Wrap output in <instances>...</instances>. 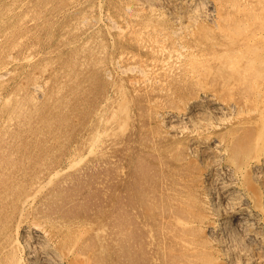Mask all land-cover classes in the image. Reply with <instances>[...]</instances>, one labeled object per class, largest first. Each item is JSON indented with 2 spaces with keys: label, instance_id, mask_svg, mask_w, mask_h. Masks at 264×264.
<instances>
[{
  "label": "rangeland",
  "instance_id": "obj_1",
  "mask_svg": "<svg viewBox=\"0 0 264 264\" xmlns=\"http://www.w3.org/2000/svg\"><path fill=\"white\" fill-rule=\"evenodd\" d=\"M28 1H30L31 4L34 7L32 5H30V2H28ZM43 1L42 0L41 1L40 0H37V1L36 0H27V1L25 0V2H24V0H14V1L13 0H6L4 2V0H0V3H1L0 4V16H1L0 17V27L2 26V28H0V30H1L0 31V33H1V35H0V82H1L0 83V94H1L0 95L1 96L0 97V110H1L0 111V116H1L0 117L1 118L0 119V125H1L0 126V129H1L0 130V133H1L0 134V190H1L0 194L2 192H4V193H2L3 196L2 195L0 196V207H1L0 210H3V211H0V225H2V226H0V229L3 228L2 229L3 231L2 230L0 231V232H2V233H0V247H2V248H0V259H1L0 263L1 264H30V261L27 259L28 254L26 253L24 248L22 246H20V247L16 246L14 242H15L17 237L21 238L20 236H22V230L24 228L25 229H29L28 227H31L32 225H35L37 223V221L39 220L38 221L39 223H37V225L42 227V225H46L47 224L46 226H43V228L48 226L45 229L48 232V237H49L48 242H49V244L52 245V246L50 245L51 248L53 250L55 249L56 251L58 250L60 255H61V257H62L63 255L66 254V251L70 247L73 246L74 247L73 251H76V253L79 254V263L80 264H120V263L121 264H138V263L139 264H156V263L157 264H186V263L187 264H194V262H192V260H188L186 262L187 254H188L189 251L185 250V248L181 244L182 241L179 239V236L182 233L183 229H181V226L178 225V218H181L182 216L183 217L188 216L187 212H188V209H190V208L191 209H195V210L198 209V210H200V212L202 210L200 207H198V206H200V203H201V200H200L201 199V195H200V191H199L200 190V175L199 174L201 173L202 165L200 164V161L196 158V156L195 157L192 156V154H191V152H190V150L188 148V144H189L190 139H191V135L188 132H189V130L191 128H194L193 127L194 125L198 126V123L195 122V123H192L193 125H191V124H188L186 121L180 119V120L176 121L177 124L175 122L172 124L171 122L168 121L167 117H168V115H172L173 113H175V114L184 113L185 111H187L189 109V105L193 101V102H195V104L199 105L201 103L203 105V106H200L201 104L199 106L197 105L198 109L200 108L199 110H200L201 114L199 112V114H197L198 116L196 115V117H198V118H203V117L204 118L205 117L208 118L205 122L202 121L201 124H203V127H201L199 129V132L201 133V134L200 133L199 134L202 135L203 137H208V135H211V136L214 135L215 138L218 136L217 138L221 139V136H222V138L223 137L225 138V137H228V136L229 137L233 136L234 140L238 139L242 143L243 142H248L250 139L255 137L256 127L259 124V121L256 119L257 118V114L255 113V110H257V108H259L258 106H260V109L263 108V105H264L263 102H261V101L257 102L258 101L257 100L258 97L260 95H262V94L264 95V86H263L264 85L263 84L264 83V74H263L264 73V67H262V66H264L263 65V63H264V59L263 58L264 57H262V56H264V51H263L264 50V47H263L264 46V40H263V38L261 39V37L257 36V35L260 34V32L262 30H264V23H261V22H264V6H263L264 5V1L263 0H258L256 2V0L255 1L254 0H240V1H237V0L236 1L235 0H233V1L232 0H221L220 1L219 0L220 1L219 2L218 0H207V1L203 0V1H205V2H203L202 0H193V1L192 0H182V1L181 0L180 1L179 0H160V1L157 0V3H159V4H157L156 0H154L155 2H154L153 5H152L153 0H152V2H151V0H147V3H144V4H143V0H137V2H136V0H131V1L129 0L130 3H129L128 0H117V2L115 0L114 1L110 0V2H108L109 0H70V1L69 0H64V1L63 0H46V1L43 0ZM119 1L120 2L124 1V2L121 4ZM134 1H135V3H134ZM114 2H115V4H114ZM138 2L140 4L141 3L142 4L138 5L139 4ZM179 2H181L183 4H181ZM197 2H200V3H198L199 5L197 4ZM201 2H203V4ZM232 2H233V4H232ZM5 3H6V5H5ZM8 3L10 4V6H9ZM38 3H40V4H38ZM167 3H168V5H167ZM176 3H178V4H176ZM195 3H196L197 6L194 5ZM211 3H213V4L211 5ZM235 3H236V6H235ZM44 4H45V6H44ZM145 4H146V6H145ZM147 4H149V5H147ZM174 4H176V5H174ZM200 4H201L202 7L200 6ZM205 4H206V6H203ZM216 4H217V6H216ZM95 5H96V7H95ZM181 5H183V6H181ZM231 5H232V7H231ZM4 6H5V8H4ZM90 6L91 7L93 6L92 9H91ZM162 6H164V8ZM8 7H10V8L8 9ZM142 7L144 8L143 11H142ZM180 7L182 9H180ZM206 7H207L208 10L206 9ZM149 8H151V9H149ZM191 8H192V10H191ZM25 9H26V11H25ZM136 9H138V10H136ZM171 9H172V11H170ZM237 9H239V10H237ZM19 10H20V12H19ZM62 10L64 12H62ZM89 10L91 12H89ZM152 10H153V12H152ZM154 10H156V11H154ZM160 10L162 11V13H161ZM1 11H3V12H1ZM140 11H142V12L140 13ZM41 12H42V14H41ZM146 12L147 13L149 12L150 14L149 13L147 14ZM217 12H218L219 15L217 14ZM239 12H241V13H239ZM74 13H75V15H74ZM89 13L90 14L93 13V14L90 15ZM166 13H167V15H166ZM251 13H252V15H251ZM23 14L24 15L26 14V15L23 16ZM39 14H41V15H39ZM140 14H141V16H140ZM142 14H144V15H142ZM172 14H174V15H172ZM191 14H192V16H191ZM194 14L197 15L196 16V18L198 17L197 19L195 18V16H193ZM200 14H202V15L200 16ZM260 14H261V16H260ZM8 15L9 16L11 15V16L9 17ZM84 15H86V16H84ZM96 15H97V17H96ZM105 15H107V16H105ZM156 15L159 16V17L161 15H163V16H161L160 18H157ZM255 15H256V18H255ZM21 16H22V18H21ZM47 16H48V18H47ZM114 16H116V17H114ZM130 16H131V18H130ZM183 16H185V18ZM187 16H188V19H187ZM206 16H207V18H206ZM230 16L233 17L234 20ZM12 17H13V19H12ZM79 17H81V18H79ZM107 17L109 19H106ZM148 17H150V18H148ZM166 17L167 18L169 17V18L167 19ZM174 17H175V19H174ZM189 17H191V18H189ZM235 17H237V18H235ZM243 17H245V18H243ZM5 18L6 19L8 18V19L6 20ZM18 18H19V20H18ZM33 18H35V19L32 20ZM49 18L51 19V21H50ZM68 18H70V19H68ZM78 18L80 19V21L78 20ZM152 18H153V20H152ZM216 18H217V20L219 22L216 20ZM73 19H74V21H72ZM111 19L114 20L115 23L112 22ZM132 20H133V22H132ZM155 20H156V22H155ZM179 20H180V22H179ZM199 20H201V21H199ZM1 21H2V23H1ZM5 21H7V22H5ZM34 21H35V23H34ZM145 21H146V23H145ZM148 21H150L151 24ZM159 21H160V23H159ZM208 21H209V24H208ZM50 22H52V23H50ZM71 22H73V23H71ZM140 22H142V23H140ZM185 22H187V23H185ZM36 23H37L38 26H40V28L36 25ZM42 23H43V25H42ZM74 23H75V25H74ZM80 23L84 27L82 25H79ZM106 23H107V25H106ZM136 23H137V25H136ZM217 23H218V25H217ZM86 24H87V26H86ZM92 24H94V25H92ZM100 24H102V26ZM110 24L112 25V27H110ZM153 24L154 25L156 24V25L154 26ZM148 25H149V27H148ZM161 25L163 27H161ZM251 25L253 27H251ZM12 26H13V28H12ZM30 26H32L33 28L30 27ZM181 26H183V27H181ZM42 27H43V29H42ZM203 27H205V28H203ZM80 28H81V31H80ZM158 28L159 29L161 28V29L159 30ZM176 28H178V29H176ZM12 29H13V31H11ZM22 29L25 32V34L22 31ZM76 29H79V31L76 30ZM180 29L182 31L183 30L184 31L182 32ZM9 30L11 32H13V33H11ZM29 30H30V32H29ZM36 30H37V32H36ZM84 30H86V31H84ZM96 30H97V32H96ZM152 30L155 31V33ZM164 30H165V33H164ZM242 30H243V32H242ZM3 31L5 33H3ZM252 31H254V32H252ZM89 32L91 34H89ZM100 32H101V34H100ZM175 32H177V33H175ZM74 33H76V34H74ZM249 33H250V35H249ZM62 34L67 35V36L65 37ZM126 34H128V35H126ZM177 34H179V35H177ZM239 34L242 35V36H240ZM112 35H113V38H112ZM148 35H150V37ZM185 35H186V37H185ZM138 37H140V39H138ZM180 37L181 38L183 37V38L180 39ZM224 37H226V39L228 41ZM242 37L244 38V41H243ZM3 38H4V40H2ZM25 38H27V39H25ZM128 38H130V39H128ZM132 38L134 39V41L131 40ZM222 38L224 39V41H223ZM71 39H72V41H69ZM150 39H152V40H150ZM165 39H167V40H165ZM171 39H173V41ZM193 39H194V43H193ZM235 39H237V40H235ZM10 40H12V41H10ZM158 40H159V43H158ZM220 40H222V41H220ZM251 40H252V44H250V45L247 44V42L251 43ZM18 41H19V45H18V43H16ZM76 41H78V42H76ZM106 41H108V42H106ZM259 41H261V42H259ZM21 42H23V43H21ZM48 42H50V43H48ZM116 42H117V44H116ZM138 42H140V43H138ZM175 42H176V44H175ZM103 43H104V45H103ZM111 43L113 45H111ZM161 43H163L162 44L163 47L161 46ZM254 43L257 44V46ZM14 44H16V45H14ZM51 44H53V45H51ZM170 44H171V46H170ZM85 45H87V46H85ZM106 45H108V46H106ZM251 45H254V46H251ZM45 46H46V48H44ZM49 46H50L51 49L49 48ZM180 46H181V48H180ZM183 46H184V48H183ZM190 46L193 49H190L191 48ZM238 46L241 47V48H239ZM247 46H249L250 49H249V47H248V49H246ZM18 47H21V48H18ZM242 47H244V48H242ZM205 48H206V50H205ZM256 48H258L257 50H258L259 54H257V50H255ZM12 49H14L13 52H12ZM97 49H100V51L97 50ZM132 50H133L134 53L132 52ZM165 50H167V51H165ZM192 50H193V52H192ZM202 50H203V53H202ZM232 50L233 51L235 50L234 53H233ZM250 50L251 51L254 50L255 52L254 51L251 52ZM20 51H22V52H20ZM108 51H109V53H107ZM229 51L231 53H227L226 54V52H229ZM29 52H31L32 54L29 53ZM39 52H40V54H39ZM52 52H53V54H52ZM55 52H58V53H55ZM138 52H139V54H137ZM151 52H152V54H151ZM153 52H155V54ZM159 52H160V54H159ZM169 52H171V53H169ZM166 53L168 54V57L166 56ZM182 53H183V55H182ZM208 53H210L209 54L210 56L208 55ZM254 53H255V55H254ZM98 54H100V55H98ZM134 54H135V56H134ZM201 54H203V55H201ZM103 55H104L105 58L103 57ZM138 55H139V57H137ZM142 55L144 56L143 58H142ZM245 55H246V57H245ZM251 55H252V57L250 58ZM90 56H92V57H90ZM113 56H114V59H113ZM253 56H256L255 59H254ZM14 57H15V59H14ZM31 57H33V58H31ZM65 57H68V58H65ZM118 57H120V58H118ZM128 58H129V60H128ZM232 58H234L235 61ZM246 58H247V60H246ZM260 58L263 59V61H261ZM17 59L18 60L20 59V60L17 61ZM104 59H106V60H104ZM138 59H140V60H138ZM196 59H198V60H196ZM253 59H254V61H253ZM29 60H31V61H29ZM38 60H40V61L38 62ZM143 60H144V62H143ZM159 60L160 61L162 60V61L160 62ZM258 60H260L259 63L262 66L258 63ZM155 61H157V62H155ZM243 61L246 62V64L243 63ZM23 62H25V64ZM138 62H140L141 64L138 63ZM221 62H222V64H221ZM225 62H227L228 64L225 63ZM249 62H251V65H254V66H251ZM16 63L18 65H16ZM122 63H123V65H122ZM129 63H131V64H129ZM242 63L245 64V65H243ZM248 63H249V65H248ZM257 63L260 66H257L256 65ZM13 64H14V66H13ZM58 64H59V66H57ZM132 64H133V66H130V67L131 68L133 67V69H131L129 67V65H132ZM210 64H211V66H210ZM160 65H161V67H159ZM200 65H202V66H200ZM247 65H248V67H247ZM148 66H151V67H148ZM203 66H205V68L207 69L208 72L205 70V68ZM206 66H208V67H206ZM227 66L228 67L230 66V67L228 68ZM256 66L258 68H255ZM122 67H124V68H122ZM13 68H14V70H13ZM231 68H233V69H231ZM241 69H242V71H241ZM256 69H259V70H256ZM261 69H262V71H260ZM234 70L235 71L236 70H240L241 73H240V71L233 72ZM16 71H17V73H16ZM100 71H102V72H100ZM186 71H188V72H186ZM189 71H190V73H189ZM201 71L203 73H201ZM204 71H205V74H207L208 76L207 75H205L206 77L204 76ZM219 71L221 73H219ZM256 71H258L257 73H261L262 78L260 77L261 75H259V74L257 76ZM35 72H37L36 76H35ZM94 72H95V74H93ZM222 72L223 73L225 72V73L222 74ZM12 73H14V74H12ZM43 73H46V74H43ZM32 74L35 77H32L33 76ZM61 74H62V77H61ZM134 74H135V76H134ZM144 74L147 75V78H148V79L146 78L147 81H146V79H144V78L142 79V77H141ZM154 74H155V76H154ZM168 74L171 75V76H169ZM91 75H92V77H91ZM223 75H224V77H223ZM246 75H248V76L246 77ZM129 76H131V77H129ZM133 76H134V78H133ZM250 76H251V78H250ZM51 77H52V79H51ZM244 77L246 78V81H245ZM255 77L256 78L258 77V78L256 79ZM54 78H56V79H54ZM188 78H190V79H188ZM205 79H206V81H205ZM228 80H229V82H228ZM241 80H242V82H241ZM250 80H252V81H250ZM2 81L3 82L5 81V82L3 83ZM81 81H82V83H81ZM83 81H85V83ZM129 81H131V82H129ZM248 81H249V83H248ZM204 82H205V84H204ZM222 82L224 83L223 85H222ZM227 82H228V84H225ZM238 82H240V83H238ZM18 83H20L21 85H18ZM35 83H36V85L40 86V91L39 92L33 90L34 86H35ZM105 83H108V85L105 84ZM135 84H136V86H134ZM147 84L149 85V87H148ZM244 84L245 85L247 84L246 87H245ZM71 85H73V86L71 87ZM202 85H203L204 88L202 87ZM207 85H208V87H207ZM234 85H236V86L238 85V87H236V86L233 87ZM53 87H55V88H53ZM81 87H82L83 90L81 89ZM124 87H125V89H124ZM244 87H245V90H244ZM17 88H18L19 91L17 90ZM52 88H53V90H52ZM55 90H57V91H55ZM131 90H132V92H131ZM152 90H154V91H152ZM239 90H241V91H239ZM242 90H243V92H242ZM15 91H16V93H15ZM52 91H54V92H52ZM115 91H117L118 93L115 92ZM201 91H202V93L204 92V96L201 93ZM216 91H218L219 93H217ZM233 91H235V92L233 93ZM49 92H51V93H49ZM223 92H224V94H223ZM230 92H231V94H230ZM261 92H262V94H261ZM18 93H20V94H18ZM167 93H168V95H167ZM191 93H193V94H191ZM239 93H241V94H239ZM10 94H11V96H10ZM15 94H17V96ZM199 94H201V95H199ZM251 94H253V95H251ZM45 95H46V97H45ZM198 95H199L200 98L198 97ZM26 96H27V99H26ZM29 96H31V97H29ZM220 96L221 97L223 96V97L221 98ZM245 96H246V98H245ZM115 97H116V99H115ZM171 97H172V99H171ZM250 97H251V99H250ZM253 97H255V99ZM12 98H13V100H12ZM46 98L48 100H46ZM230 98H232L233 100L230 99ZM42 99L44 100V102H43ZM55 99H56V101H55ZM94 99H96V101ZM210 99L212 101H215V102L223 103L225 105V107H227V109L224 107L225 112L227 111L229 114H230V112H232L233 115H235L234 119L232 121H229V122L228 121H224L223 122V120L221 122V120L211 117V115L209 114V101H210ZM16 100H17V102H16ZM90 100H92V101H90ZM184 100L186 101V103H185ZM227 100H230V101L227 102ZM196 101H197V103H196ZM236 101H237V103H236ZM58 102H59V104H58ZM93 102H95V103H93ZM178 102H179V105L178 104L176 105V103H178ZM55 103L57 104V106H56ZM242 103H244V104H242ZM253 103H254V105H253ZM107 105H109V106H107ZM128 105H130V106H128ZM232 105L233 106L236 105L235 107L232 108L234 111L228 110V108L232 107ZM238 105H240L241 107L238 106ZM50 106H51V108H50ZM79 106H80V108H79ZM248 106H249V108H248ZM256 106H257V108H256ZM252 107H254V108H252ZM45 108H46V110H45ZM41 109H42V111H41ZM101 111H103V112H101ZM144 111H145V113H144ZM146 111H147V114H146ZM151 111H152V113H151ZM236 111H238V112H236ZM240 111H242V112H240ZM120 112H122V113H120ZM131 112H133V113H131ZM234 112H236V114H240V115L238 117H236V114ZM244 112H246V113H244ZM248 112H251L250 115L252 117H249V115H247ZM7 113L8 114L10 113V114L6 115ZM42 113H43V115H42ZM208 114L210 115L209 117H208ZM86 115L89 116V117H87ZM166 115H167V117H166ZM40 118H42V119H40ZM142 118H143V120H142ZM209 118H211L213 120L211 121ZM227 118H228V116H227ZM238 118H242L244 120H242V122H238L239 121ZM251 118H252V120H251ZM162 119H164V120H162ZM47 120H49V121H47ZM245 120H246V122H244ZM20 121H21V123H20ZM162 121H163V123H162ZM208 121H211L210 123H213V128L211 130L212 133L210 132V133L207 134V132L209 130H205L204 131L202 128H205L204 124H206ZM48 122L49 123L51 122V123L49 124ZM236 122H237V125H236ZM243 122L246 123V124H244ZM32 123H34L35 125L32 124ZM238 123H239V125H238ZM45 124H46V126H45ZM162 124H164V125H162ZM185 124L187 126H189V127L187 128V126ZM207 124L209 125V122ZM154 125H156V126H154ZM172 126H174V127H172ZM182 126L184 127V129H185V126H186V129L184 130ZM240 126H242V127H240ZM128 127H129V129H128ZM30 128L33 129V130L31 131ZM170 128L171 129L175 128L173 130V132H175V135L172 134L173 132H172V130ZM179 128L181 130L180 133L182 135L178 133L179 132ZM239 128H240V130H239ZM25 129H26V131H25ZM47 129H48V131H47ZM62 129H64V130H62ZM21 130H22V132H21ZM2 131H3V133H2ZM4 131H6V132H4ZM9 131H10V133H9ZM164 131H165V133H164ZM233 131H234L235 134L233 133ZM11 132H12V134H11ZM216 132H217V134H216ZM27 133H28V135H27ZM176 133H178L179 135L176 134ZM236 133H237L238 137H236ZM53 134H56V135H54V137H53ZM168 135H170V136H168ZM7 136H8V138H7ZM24 137H25V140H24ZM99 137H101V138H99ZM93 141H94V143H93ZM39 142H41V143H39ZM137 142H138V144H137ZM179 143H180V145L181 144L182 145L180 146ZM25 144H27V145H25ZM125 144H126V146H125ZM183 144H184V146H183ZM41 145H42V147H41ZM164 146H166V147H164ZM80 147H81V149H80ZM160 147L163 150V152L160 149ZM176 147H178V148H176ZM117 148H118V150H117ZM8 149H9V151H8ZM17 149H18V151H17ZM165 149H167V150H165ZM168 149L169 150L171 149V150L169 151ZM122 150H123V152H122ZM164 150H165V152H164ZM181 150L184 151L185 153L182 152ZM26 151H27V153H26ZM68 151H69V153H68ZM89 151H90V153H89ZM175 152H177V153H175ZM174 153H175V155H174ZM18 155H19V157H18ZM26 155H27V157H26ZM156 155L158 156V158H157ZM190 156H192V157H190ZM53 157H55V158H53ZM106 157H109V158H106ZM122 157H124V158H122ZM19 158H21V159H19ZM166 159H168V160H166ZM20 160H21V162H20ZM22 162H24L23 165H22ZM85 162H86L87 165L84 164ZM7 163H9V164L7 165ZM25 165H27V166H25ZM73 165H74V167H73ZM5 166H6V168H5ZM22 166H24V167H22ZM188 166H190V167H188ZM195 167H196V170H194ZM192 168H194V169H192ZM29 171H30V173H29ZM12 172H14V173H12ZM63 172H64V174H63ZM192 172H194V173H192ZM168 173H170L169 176H168ZM35 174H36L37 178L35 177ZM70 174H71V176H69ZM14 175H16V176H14ZM186 175H188V176H186ZM31 176H34V177H31ZM52 176L53 177L55 176V179ZM105 176H107V177H105ZM181 176H182V178H181ZM46 177H47V179H46ZM187 177H188V179H187ZM27 178H29V179H27ZM179 178H180V180H179ZM60 180H61V182H60ZM37 181H38L39 184L42 182L40 184V186L37 183ZM111 181L113 182V184H112ZM3 182H4V184H3ZM86 182H88V183H86ZM151 182H152V184H151ZM75 183H76V185H75ZM5 184L6 185L8 184V187ZM44 184H45V186H44ZM162 184H164V186ZM96 185H97V187H95ZM192 187H193V189H192ZM172 188H173L174 191H172ZM3 189H5L6 192ZM26 191L29 192V193H27ZM185 191L187 193H185ZM23 192H25L27 195L25 193H23ZM96 192H98V194L100 196ZM121 193H123V194H121ZM140 193L143 194V195H141ZM29 194H31V195H29ZM94 194H95V196H94ZM34 195H36V196H34ZM22 196H24V197H22ZM98 196H99V198H98ZM87 197L91 198V199L89 200ZM18 198H19V200H18ZM26 198H28V199H26ZM2 200H3V202H2ZM21 200H22V202H21ZM39 200H41V201H39ZM104 200H105V202H104ZM176 200H178V201H176ZM12 201H13V203H12ZM24 201H25V203H24ZM95 201L96 202L98 201V202L96 203ZM84 202H85V205H84ZM88 202H90V203H88ZM70 203H71V205H70ZM107 203H109V204H107ZM96 204H97V206H95ZM82 205L84 206V209H83ZM5 206H6V208H5ZM21 207H22V209H21ZM93 207H94V210H93ZM114 207H116V208H114ZM150 207H151V209H150ZM97 208H99V210ZM79 209H81V210H79ZM85 209L88 210V211H86ZM84 210H85V212H84ZM186 210H187V212H186ZM118 211H119V213H118ZM153 213H155V215ZM175 213H177V214H175ZM100 214H102V215H100ZM177 215H179V216H177ZM1 217L4 218V219L2 220ZM45 218H47L48 221ZM33 220H34V222H32ZM35 220H36V222H35ZM72 222L75 223V224H73ZM128 223H130V224H128ZM12 224H14V225H12ZM80 225H82V226H80ZM94 225L96 227H94ZM135 226H137V227L135 228ZM166 227H167V229H166ZM177 228H178L179 231L176 230ZM53 229H54V231H52ZM77 229H78L79 232L77 231ZM18 230H19L20 233L18 232ZM61 231H62V233H61ZM54 232H55L56 236L54 235ZM178 232H179V234H178ZM63 234H65L66 237ZM160 234H162L163 236L160 235ZM81 235H82V237H81ZM9 236H10V238H9ZM58 236H59V239H58ZM138 236H140V237H138ZM4 237H5V239H4ZM13 237H14V239H13ZM78 237H80V238H78ZM72 238H74V240ZM54 240H56V241H54ZM139 241H141V242H139ZM62 243L65 245V247H64V245ZM56 247H58V248H56ZM168 247L171 249V252H169V250H168L169 248ZM63 248H64V250H63ZM174 249H176V250H174ZM171 254L174 257V260H173L174 263H173V261L168 260V257ZM20 257L23 258L22 261H20L21 260ZM66 259L67 258H65V257L63 258V260H62L63 263H60V262H57V261H55V263L56 264H68V260H66ZM85 259H86V261H85ZM108 260H110V261H108ZM87 261H89V262H87Z\"/></svg>",
  "mask_w": 264,
  "mask_h": 264
},
{
  "label": "bare ground",
  "instance_id": "obj_2",
  "mask_svg": "<svg viewBox=\"0 0 264 264\" xmlns=\"http://www.w3.org/2000/svg\"><path fill=\"white\" fill-rule=\"evenodd\" d=\"M6 0H4V2H5ZM14 1V0H13ZM27 1V0H26ZM37 1V0H36ZM41 1V0H40ZM43 1V0H42ZM46 1V0H45ZM64 1V0H63ZM70 1V0H69ZM114 1V0H113ZM116 2H117V0H115ZM129 1V0H128ZM131 1V0H130ZM130 1H129V3H130ZM160 1V0H159ZM180 1V0H179ZM182 1V0H181ZM193 1V0H192ZM203 1V0H202ZM207 1V0H206ZM219 1V0H218ZM221 1V0H220ZM219 1V2H220ZM233 1V0H232ZM236 1V0H235ZM234 1V2H235ZM237 1H240V0H237ZM255 1V0H254ZM258 0H256V2H257ZM264 1V0H263ZM24 2H25V0H24ZM28 2H30V1H28ZM34 2V1H33ZM32 2V3H33ZM44 2V1H43ZM59 2V1H58ZM61 2V1H60ZM91 2V1H90ZM106 2V1H105ZM108 2H110V0L108 1ZM120 2V1H119ZM118 2V3H119ZM124 2V1H123ZM123 2H120L121 4L123 3ZM136 2H137V0H136ZM151 2H152V0H151ZM154 0H153V3H152V5L154 4ZM163 2V1H162ZM186 2V1H185ZM203 2H205V1H203ZM203 2H201L202 4H203ZM217 2V1H216ZM223 2V1H222ZM227 2V1H226ZM3 3V2H2ZM27 3V2H26ZM94 3V2H93ZM96 3V2H95ZM107 3V2H106ZM112 3V2H111ZM117 3V4H118ZM134 3H135V1H134ZM133 3V4H134ZM139 3V2H138ZM137 3V4H138ZM144 3H147V0H143V4ZM149 3V2H148ZM156 3H157V0H156ZM172 3V2H171ZM179 3H181V2H179ZM187 3V2H186ZM198 3H200V2H197V4ZM208 3V2H207ZM215 3V2H214ZM218 3V2H217ZM241 3V2H240ZM1 4V3H0ZM9 4V3H8ZM21 4V3H20ZM34 4V3H33ZM36 4V3H35ZM38 4H40V3H38ZM46 4V3H45ZM45 4H44V6H45ZM79 4V3H78ZM114 4H115V2H114ZM116 4V5H117ZM126 4V3H125ZM136 4V5H137ZM142 4V3H141ZM140 3L138 4V5H141ZM151 4V3H150ZM157 4H159V3H157ZM170 4V3H169ZM176 4H178V3H176ZM176 4H174V5H176ZM181 4H183V3H181ZM213 3H211V5H212ZM231 4V3H230ZM232 4H233V2H232ZM247 4V3H246ZM260 4V3H259ZM5 5H6V3H5ZM30 5H32L31 4V2H30ZM29 5V6H30ZM108 5V4H107ZM119 5V4H118ZM135 5V6H136ZM137 5V6H138ZM147 5H149V4H147ZM165 5V4H164ZM167 5H168V3H167ZM166 5V6H167ZM171 5V4H170ZM173 5V4H172ZM187 5V4H186ZM194 5H196V3L194 4ZM199 5V4H198ZM220 5V4H219ZM218 5V6H219ZM226 5V4H225ZM245 5V4H244ZM252 5V4H251ZM255 5V4H254ZM253 5V6H254ZM9 6H10V4H9ZM33 6V5H32ZM40 6V5H39ZM48 6V5H47ZM46 6V7H47ZM52 6V5H51ZM56 6V5H55ZM60 6V5H59ZM76 6V5H75ZM109 6V5H108ZM113 6V5H112ZM127 6V5H126ZM134 6V5H133ZM136 6V7H137ZM145 6H146V4H145ZM181 6H183V5H181ZM189 6V5H188ZM197 6V5H196ZM200 6H201V4H200ZM203 6H206V4L205 5H203ZM208 6V5H207ZM210 6V5H209ZM216 6H217V4H216ZM235 6H236V3H235ZM234 6V7H235ZM249 6V5H248ZM261 6V5H260ZM264 6V5H263ZM7 7V6H6ZM34 7V6H33ZM42 7V6H41ZM45 7V8H46ZM91 7V6H90ZM89 7V8H90ZM93 7V6H92ZM92 7H91V9H92ZM95 7H96V5H95ZM99 7V6H98ZM105 7V6H104ZM115 7V6H114ZM121 7V6H120ZM150 7V6H149ZM154 7V6H153ZM156 7V6H155ZM163 8H164V6H162ZM202 7V6H201ZM200 7V8H201ZM227 7V6H226ZM231 7H232V5H231ZM256 7V6H255ZM4 8H5V6H4ZM10 7H8V9H9ZM32 8V7H31ZM71 8V7H70ZM88 8V9H89ZM107 8V7H106ZM139 8V7H138ZM152 8V7H151ZM151 8H149V9H151ZM176 8V7H175ZM174 8V9H175ZM179 8V7H178ZM190 8V7H189ZM193 8V7H192ZM192 8H191V10H192ZM237 8V7H236ZM38 9V8H37ZM44 9V8H43ZM62 9V8H61ZM84 9V8H83ZM94 9V8H93ZM96 9V8H95ZM143 7H142V11H143ZM153 9V8H152ZM180 9H182L181 7H180ZM206 9H207V7H206ZM222 9V8H221ZM228 9V8H227ZM226 9V10H227ZM252 9V8H251ZM2 10V9H1ZM46 10V9H45ZM87 10V9H86ZM119 10V9H118ZM136 10H138V9H136ZM165 10V9H164ZM163 10V11H164ZM204 10V9H203ZM208 10V9H207ZM233 10V9H232ZM237 10H239V9H237ZM255 10V9H254ZM25 11H26V9H25ZM42 11V10H41ZM73 11V10H72ZM94 11V10H93ZM97 11V10H96ZM108 11V10H107ZM110 11V10H109ZM133 11V10H132ZM142 11H140V13L142 12ZM145 11V10H144ZM154 11H156V10H154ZM161 11V10H160ZM170 11H172V9L170 10ZM229 11V10H228ZM251 11V10H250ZM1 12H3V11H1ZM13 12V11H12ZM19 12H20V10H19ZM18 12V13H19ZM50 12V11H49ZM62 12H64L63 10H62ZM89 12H91L90 10H89ZM113 12V11H112ZM119 12V11H118ZM137 12V11H136ZM135 12V13H136ZM151 12V11H150ZM152 12H153V10H152ZM165 12V11H164ZM169 12V11H168ZM186 12V11H185ZM192 12V11H191ZM221 12V11H220ZM230 12V11H229ZM253 12V11H252ZM53 13V12H52ZM69 13V12H68ZM81 13V12H80ZM94 13V12H93ZM93 13H91V14H93ZM101 13V12H100ZM103 13V12H102ZM117 13V12H116ZM121 13V12H120ZM147 13V12H146ZM149 13V12H148ZM147 13V14H148ZM161 13H162V11H161ZM174 13V12H173ZM184 13V12H183ZM204 13V12H203ZM226 13V12H225ZM239 13H241V12H239ZM250 13V12H249ZM10 14V13H9ZM13 14V13H12ZM27 14V13H26ZM25 14V15H26ZM34 14V13H33ZM41 14H42V12H41ZM41 14H39V15H41ZM45 14V13H44ZM59 14V13H58ZM72 14V13H71ZM77 14V13H76ZM86 14V13H85ZM88 14V13H87ZM90 14V13H89ZM90 14V15H91ZM104 14V13H103ZM107 14V13H106ZM109 14V13H108ZM123 14V13H122ZM121 14V15H122ZM130 14V13H129ZM150 14V13H149ZM160 14V13H159ZM179 14V13H178ZM190 14V13H189ZM198 14V13H197ZM217 14H218V12H217ZM216 14V15H217ZM223 14V13H222ZM234 14V13H233ZM238 14V13H237ZM4 15V14H3ZM7 15V14H6ZM5 15V16H6ZM24 14H23V16H25ZM55 15V14H54ZM67 15V14H66ZM74 15H75V13H74ZM111 15V14H110ZM120 15V14H119ZM142 15H144V14H142ZM152 15V14H151ZM150 15V16H151ZM164 15V14H163ZM163 15H161V16H163ZM166 15H167V13H166ZM172 15H174V14H172ZM181 15V14H180ZM202 14H200V16H201ZM219 15V14H218ZM231 15V14H230ZM251 15H252V13H251ZM263 15V14H262ZM9 16V15H8ZM11 16V15H10ZM9 16V17H10ZM20 16V15H19ZM28 16V15H27ZM68 16V15H67ZM78 16V15H77ZM80 16V15H79ZM84 16H86V15H84ZM88 16V15H87ZM105 16H107V15H105ZM123 16V15H122ZM140 16H141V14H140ZM153 16V15H152ZM157 16V15H156ZM160 16V17H161ZM191 16H192V14H191ZM193 16H195V18H196V16L197 15H193ZM209 16V15H208ZM211 16V15H210ZM260 16H261V14H260ZM1 17V16H0ZM7 17V16H6ZM17 17V16H16ZM42 17V16H41ZM62 17V16H61ZM92 17V16H91ZM95 17V16H94ZM96 17H97V15H96ZM111 17V16H110ZM114 17H116V16H114ZM137 17V16H136ZM159 16H157V18H160ZM165 17V16H164ZM171 17V16H170ZM181 17V16H180ZM184 18H185V16H183ZM212 17V16H211ZM210 17V18H211ZM218 17V16H217ZM221 17V16H220ZM223 17V16H222ZM231 17V16H230ZM239 17V16H238ZM3 18V17H2ZM21 18H22V16H21ZM47 18H48V16H47ZM79 18H81V17H79ZM78 18V20L80 21V19ZM83 18V17H82ZM90 18V17H89ZM122 18V17H121ZM130 18H131V16H130ZM135 18V17H134ZM142 18V17H141ZM148 18H150V17H148ZM167 18V17H166ZM169 18V17H168ZM167 18V19H168ZM173 18V17H172ZM189 18H191V17H189ZM198 18V17H197ZM196 18V19H197ZM206 18H207V16H206ZM214 18V17H213ZM229 18V17H228ZM233 20H234V18L233 17H231ZM235 18H237V17H235ZM241 18V17H240ZM243 18H245V17H243ZM253 18V17H252ZM251 18V19H252ZM255 18H256V15H255ZM263 18V17H262ZM6 19V18H5ZM8 19V18H7ZM6 19V20H7ZM12 19H13V17H12ZM35 18H33L32 20H34ZM50 19V18H49ZM67 19V18H66ZM68 19H70V18H68ZM76 19V18H75ZM88 19V18H87ZM106 19H109L108 17L106 18ZM113 19V18H112ZM111 19V20H112ZM127 19V18H126ZM162 19V18H161ZM164 19V18H163ZM174 19H175V17H174ZM179 19V18H178ZM187 19H188V16H187ZM202 19V18H201ZM215 19V18H214ZM225 19V18H224ZM227 19V18H226ZM239 19V18H238ZM248 19V18H247ZM259 19V18H258ZM257 19V20H258ZM18 20H19V18H18ZM21 20V19H20ZM31 20V21H32ZM77 20V21H78ZM103 20V19H102ZM110 20V21H111ZM123 20V19H122ZM139 20V19H138ZM142 20V19H141ZM145 20V19H144ZM147 20V19H146ZM149 20V19H148ZM151 20V19H150ZM152 20H153V18H152ZM166 20V19H165ZM172 20V19H171ZM181 20V19H180ZM180 20H179V22H180ZM216 20H217V18H216ZM223 20V19H222ZM39 21V20H38ZM45 21V20H44ZM50 21H51V19H50ZM59 21V20H58ZM61 21V20H60ZM72 21H74V19L72 20ZM82 21V20H81ZM104 21V20H103ZM128 21V20H127ZM164 21V20H163ZM167 21V20H166ZM173 21V20H172ZM190 21V20H189ZM199 21H201V20H199ZM204 21V20H203ZM218 21V20H217ZM221 21V20H220ZM236 21V20H235ZM240 21V20H239ZM5 22H7V21H5ZM29 22V21H28ZM66 22V21H65ZM70 22V21H69ZM76 22V21H75ZM87 22V21H86ZM97 22V21H96ZM100 22V21H99ZM98 22V23H99ZM112 22H114L115 23V21L114 20H112ZM118 22V21H117ZM116 22V23H117ZM132 22H133V20H132ZM131 22V23H132ZM135 22V21H134ZM149 23H150V21H148ZM153 22V21H152ZM155 22H156V20H155ZM158 22V21H157ZM171 22V21H170ZM177 22V21H176ZM214 22V21H213ZM216 22V21H215ZM219 22V21H218ZM223 22V21H222ZM227 22V21H226ZM246 22V21H245ZM1 23H2V21H1ZM34 23H35V21H34ZM50 23H52V22H50ZM71 23H73V22H71ZM92 23V22H91ZM94 23V22H93ZM140 23H142V22H140ZM145 23H146V21H145ZM159 23H160V21H159ZM185 23H187V22H185ZM204 23V22H203ZM211 23V22H210ZM257 23V22H256ZM260 23V22H259ZM261 23H264V22H261ZM260 23V24H261ZM11 24V23H10ZM14 24V23H13ZM19 24V23H18ZM23 24V23H22ZM40 24V23H39ZM77 24V23H76ZM96 24V23H95ZM113 24V23H112ZM124 24V23H123ZM148 24V23H147ZM146 24V25H147ZM151 24V23H150ZM164 24V23H163ZM170 24V23H169ZM173 24V23H172ZM171 24V25H172ZM189 24V23H188ZM193 24V23H192ZM208 24H209V21H208ZM244 24V23H243ZM250 24V23H249ZM252 24V23H251ZM259 24V25H260ZM5 25V24H4ZM8 25V24H7ZM36 25H37V23H36ZM42 25H43V23H42ZM66 25V24H65ZM74 25H75V23H74ZM79 25H82L81 23L79 24ZM92 25H94V24H92ZM91 25V26H92ZM101 26H102V24H100ZM99 25V26H100ZM106 25H107V23H106ZM115 25V24H114ZM120 25V24H119ZM131 25V24H130ZM134 25V24H133ZM136 25H137V23H136ZM140 25V24H139ZM154 25V24H153ZM156 25V24H155ZM154 25V26H155ZM168 25V24H167ZM175 25V24H174ZM187 25V24H186ZM197 25V24H196ZM200 25V24H199ZM204 25V24H203ZM217 25H218V23H217ZM222 25V24H221ZM225 25V24H224ZM34 26V25H33ZM38 26V25H37ZM48 26V25H47ZM71 26V25H70ZM83 26V25H82ZM86 26H87V24H86ZM121 26V25H120ZM125 26V25H124ZM173 26V25H172ZM208 26V25H207ZM16 27V26H15ZM19 27V26H18ZM30 27H32V26H30ZM29 27V28H30ZM36 27V26H35ZM39 28H40V26H38ZM84 27V26H83ZM110 27H112V25L110 24ZM132 27V26H131ZM148 27H149V25H148ZM159 27V26H158ZM161 27H163L162 25H161ZM171 27V26H170ZM174 27V26H173ZM172 27V28H173ZM181 27H183V26H181ZM193 27V26H192ZM209 27V26H208ZM248 27V26H247ZM251 27H253L252 25H251ZM0 28H2V26L0 27ZM7 28V27H6ZM12 28H13V26H12ZM24 28V27H23ZM33 28V27H32ZM31 28V29H32ZM49 28V27H48ZM61 28V27H60ZM102 28V27H101ZM125 28V27H124ZM142 28V27H141ZM147 28V27H146ZM203 28H205V27H203ZM210 28V27H209ZM212 28V27H211ZM216 28V27H215ZM219 28V27H218ZM241 28V27H240ZM259 28V27H258ZM8 29V28H7ZM42 29H43V27H42ZM74 29V28H73ZM87 29V28H86ZM107 29V28H106ZM112 29V28H111ZM114 29V28H113ZM128 29V28H127ZM132 29V28H131ZM159 29V28H158ZM161 29V28H160ZM159 29V30H160ZM165 29V28H164ZM176 29H178V28H176ZM185 29V28H184ZM202 29V28H201ZM257 29V28H256ZM6 30V29H5ZM4 30V31H5ZM49 30V29H48ZM54 30V29H53ZM59 30V29H58ZM65 30V29H64ZM76 30H78L79 31V29H76ZM123 30V29H122ZM126 30V29H125ZM124 30V31H125ZM155 30V29H154ZM171 30V29H170ZM181 30V29H180ZM204 30V29H203ZM251 30V29H250ZM1 31V30H0ZM3 31V33H5ZM10 31V30H9ZM11 31H13V29L11 30ZM10 31V32H11ZM22 31H23V29H22ZM32 31V30H31ZM80 31H81V28H80ZM84 31H86V30H84ZM134 31V30H133ZM153 31V30H152ZM156 31V30H155ZM155 31H153L154 33H155ZM167 31V30H166ZM175 31V30H174ZM182 31V30H181ZM184 31V30H183ZM182 31V32H183ZM191 31V30H190ZM189 31V32H190ZM195 31V30H194ZM220 31V30H219ZM241 31V30H240ZM20 32V31H19ZM24 32V31H23ZM29 32H30V30H29ZM36 32H37V30H36ZM40 32V31H39ZM44 32V31H43ZM42 32V33H43ZM96 32H97V30H96ZM105 32V31H104ZM121 32V31H120ZM129 32V31H128ZM141 32V31H140ZM158 32V31H157ZM170 32V31H169ZM188 32V33H189ZM224 32V31H223ZM222 32V33H223ZM242 32H243V30H242ZM241 32V33H242ZM252 32H254V31H252ZM11 33H13V32H11ZM28 33V32H27ZM41 33V34H42ZM67 33V32H66ZM134 33V32H133ZM139 33V32H138ZM164 33H165V30H164ZM175 33H177V32H175ZM179 33V32H178ZM193 33V32H192ZM191 33V34H192ZM221 33V32H220ZM226 33V32H225ZM240 33V32H239ZM245 33V32H244ZM251 33V32H250ZM250 33H249V35H250ZM18 34V33H17ZM24 34H25V32H24ZM35 34V33H34ZM37 34V33H36ZM55 34V33H54ZM68 34V33H67ZM74 34H76V33H74ZM89 34H91L90 32H89ZM98 34V33H97ZM96 34V35H97ZM100 34H101V32H100ZM104 34V33H103ZM116 34V33H115ZM168 34V33H167ZM186 34V33H185ZM228 34V33H227ZM252 34V33H251ZM0 35H1V33H0ZM13 35V34H12ZM38 35V34H37ZM62 35H64V34H62ZM61 35V36H62ZM81 35V34H80ZM119 35V34H118ZM126 35H128V34H126ZM130 35V34H129ZM140 35V34H139ZM176 35V34H175ZM177 35H179V34H177ZM183 35V34H182ZM220 35V34H219ZM223 35V34H222ZM238 35V34H237ZM240 35V34H239ZM248 35V34H247ZM248 35V36H249ZM254 35V34H253ZM4 36V35H3ZM65 37L67 36V35H64ZM72 36V35H71ZM79 36V35H78ZM122 36V35H121ZM149 37H150V35H148ZM181 36V35H180ZM192 36V35H191ZM229 36V35H228ZM227 36V37H228ZM240 36H242V35H240ZM258 37H261V39L263 38V40H264V30H262L261 32H260V34L259 35H257ZM20 37V36H19ZM23 37V36H22ZM44 37V36H43ZM42 37V38H43ZM74 37V36H73ZM89 37V36H88ZM100 37V36H99ZM117 37V36H116ZM115 37V38H116ZM124 37V36H123ZM128 37V36H127ZM147 37V36H146ZM152 37V36H151ZM165 37V36H164ZM169 37V36H168ZM176 37V36H175ZM174 37V38H175ZM185 37H186V35H185ZM221 37V36H220ZM223 37V36H222ZM233 37V36H232ZM64 38V37H63ZM106 38V37H105ZM112 38H113V35H112ZM156 38V37H155ZM162 38V37H161ZM173 38V37H172ZM183 38V37H182ZM181 37H180V39H182ZM204 38V37H203ZM206 38V37H205ZM218 38V37H217ZM225 39H226V37H224ZM241 38V37H240ZM243 38V37H242ZM250 38V37H249ZM253 38V37H252ZM15 39V38H14ZM17 39V38H16ZM20 39V38H19ZM18 39V40H19ZM25 39H27V38H25ZM68 39V38H67ZM66 39V40H67ZM90 39V38H89ZM128 39H130V38H128ZM138 39H140V37H138ZM154 39V38H153ZM158 39V38H157ZM160 39V38H159ZM191 39V38H190ZM223 39V38H222ZM259 39V38H258ZM2 40H4V38L2 39ZM1 40V41H2ZM9 40V39H8ZM42 40V39H41ZM53 40V39H52ZM51 40V41H52ZM59 40V39H58ZM131 40H133L134 41V39L132 38ZM144 40V39H143ZM148 40V39H147ZM150 40H152V39H150ZM165 40H167V39H165ZM172 41H173V39H171ZM227 40V39H226ZM225 40V41H226ZM235 40H237V39H235ZM242 40V39H241ZM248 40V39H247ZM257 40V39H256ZM260 40V39H259ZM10 41H12V40H10ZM23 41V40H22ZM69 41H72V39L71 40H69ZM84 41V40H83ZM90 41V40H89ZM137 41V40H136ZM182 41V40H181ZM220 41H222V40H220ZM223 41H224V39H223ZM228 41V40H227ZM243 41H244V38H243ZM4 42V41H3ZM44 42V41H43ZM76 42H78V41H76ZM95 42V41H94ZM106 42H108V41H106ZM131 42V41H130ZM163 42V41H162ZM183 42V41H182ZM250 42V41H249ZM259 42H261V41H259ZM16 43H18V45H19V41L18 42H16ZM21 43H23V42H21ZM34 43V42H33ZM48 43H50V42H48ZM52 43V42H51ZM54 43V42H53ZM67 43V42H66ZM65 43V44H66ZM93 43V42H92ZM97 43V42H96ZM128 43V42H127ZM138 43H140V42H138ZM154 43V42H153ZM158 43H159V40H158ZM172 43V42H171ZM193 43H194V39H193ZM202 43V42H201ZM263 43V42H262ZM2 44V43H1ZM61 44V43H60ZM63 44V43H62ZM82 44V43H81ZM84 44V43H83ZM109 44V43H108ZM116 44H117V42H116ZM122 44V43H121ZM152 44V43H151ZM163 43H161V46L163 47V45H162ZM175 44H176V42H175ZM247 44H252V40H251V43H248L247 42ZM255 44V43H254ZM14 45H16V44H14ZM23 45V44H22ZM30 45V44H29ZM45 45V44H44ZM49 45V44H48ZM51 45H53V44H51ZM59 45V44H58ZM64 45V44H63ZM67 45V44H66ZM90 45V44H89ZM103 45H104V43H103ZM111 45H113L112 43H111ZM125 45V44H124ZM131 45V44H130ZM139 45V44H138ZM146 45V44H145ZM150 45V44H149ZM174 45V44H173ZM180 45V44H179ZM210 45V44H209ZM216 45V44H215ZM256 46H257V44H255ZM28 46V45H27ZM31 46V45H30ZM55 46V45H54ZM85 46H87V45H85ZM106 46H108V45H106ZM115 46V45H114ZM126 46V45H125ZM142 46V45H141ZM170 46H171V44H170ZM193 46V45H192ZM212 46V45H211ZM241 46V45H240ZM251 46H254V45H251ZM255 46V47H256ZM63 47V46H62ZM103 47V46H102ZM117 47V46H116ZM119 47V46H118ZM123 47V46H122ZM128 47V46H127ZM144 47V46H143ZM152 47V46H151ZM161 47V48H162ZM191 47V46H190ZM218 47V46H217ZM239 47V46H238ZM248 47L249 46H247V48L246 49H248ZM264 47V46H263ZM18 48H21V47H18ZM30 48V47H29ZM44 48H46V46L44 47ZM49 48H50V46H49ZM91 48V47H90ZM100 48V47H99ZM106 48V47H105ZM145 48V47H144ZM160 48V49H161ZM172 48V47H171ZM180 48H181V46H180ZM183 48H184V46H183ZM195 48V47H194ZM239 48H241V47H239ZM242 48H244V47H242ZM261 48V47H260ZM259 48V49H260ZM51 49V48H50ZM76 49V48H75ZM87 49V48H86ZM142 49V48H141ZM157 49V48H156ZM164 49V48H163ZM186 49V48H185ZM190 49H193L192 47L190 48ZM211 49V48H210ZM215 49V48H214ZM249 49H250V47H249ZM254 49V48H253ZM258 48H256L255 50H257ZM13 50L14 49H12V52H13ZM24 50V49H23ZM57 50V49H56ZM67 50V49H66ZM73 50V49H72ZM71 50V51H72ZM97 50H99L100 51V49H97ZM125 50V49H124ZM162 50V49H161ZM205 50H206V48H205ZM241 50V49H240ZM263 50V49H262ZM261 50V51H262ZM11 51V50H10ZM123 51V50H122ZM131 51V50H130ZM129 51V52H130ZM137 51V50H136ZM165 51H167V50H165ZM184 51V50H183ZM197 51V50H196ZM208 51V50H207ZM213 51V50H212ZM233 51V50H232ZM235 51V50H234ZM234 51H233V53H234ZM249 51V50H248ZM251 51V50H250ZM254 51V50H253ZM253 51H251V52H253ZM264 51V50H263ZM20 52H22V51H20ZM19 52V53H20ZM25 52V51H24ZM23 52V53H24ZM45 52V51H44ZM77 52V51H76ZM117 52V51H116ZM132 52H133V50H132ZM140 52V51H139ZM139 52L137 53V54H139ZM174 52V51H173ZM187 52V51H186ZM190 52V51H189ZM192 52H193V50H192ZM218 52V51H217ZM220 52V51H219ZM242 52V51H241ZM255 52V51H254ZM2 53V52H1ZM10 53V52H9ZM8 53V54H9ZM27 53V52H26ZM29 53H31V52H29ZM55 53H58V52H55ZM71 53V52H70ZM73 53V52H72ZM107 53H109V51L107 52ZM134 53V52H133ZM154 54H155V52H153ZM164 53V52H163ZM168 53V52H167ZM166 53V56L168 57V54ZM169 53H171V52H169ZM202 53H203V50H202ZM221 53V52H220ZM227 53H231L230 51L229 52H226V54ZM32 54V53H31ZM39 54H40V52H39ZM44 54V53H43ZM50 54V53H49ZM48 54V55H49ZM52 54H53V52H52ZM94 54V53H93ZM129 54V53H128ZM136 54V53H135ZM135 54H134V56H135ZM136 54V55H137ZM151 54H152V52H151ZM158 54V53H157ZM159 54H160V52H159ZM158 54V55H159ZM193 54V53H192ZM199 54V53H198ZM210 53H208V55H209ZM244 54V53H243ZM253 54V53H252ZM257 54H259L258 53V50H257ZM256 54V55H257ZM12 55V54H11ZM18 55V54H17ZM47 55V54H46ZM55 55V54H54ZM60 55V54H59ZM75 55V54H74ZM98 55H100V54H98ZM106 55V54H105ZM118 55V54H117ZM182 55H183V53H182ZM187 55V54H186ZM190 55V54H189ZM194 55V54H193ZM200 55V54H199ZM201 55H203V54H201ZM206 55V54H205ZM254 55H255V53H254ZM14 56V55H13ZM12 56V57H13ZM24 56V55H23ZM51 56V55H50ZM102 56V55H101ZM107 56V55H106ZM131 56V55H130ZM152 56V55H151ZM185 56V55H184ZM191 56V55H190ZM189 56V57H190ZM196 56V55H195ZM210 56V55H209ZM215 56V55H214ZM219 56V55H218ZM222 56V55H221ZM224 56V55H223ZM226 56V55H225ZM229 56V55H228ZM7 57V56H6ZM17 57V56H16ZM28 57V56H27ZM49 57V56H48ZM62 57V56H61ZM70 57V56H69ZM90 57H92V56H90ZM103 57H104V55H103ZM110 57V56H109ZM117 57V56H116ZM126 57V56H125ZM137 57H139V55L137 56ZM144 56L142 55V58H143ZM146 57V56H145ZM166 57V58H167ZM192 57V56H191ZM212 57V56H211ZM231 57V56H230ZM245 57H246V55H245ZM252 57V55L250 56V58ZM254 57V59H255V57L256 56H253ZM262 57H264V56H262ZM21 58V57H20ZM23 58V57H22ZM25 58V57H24ZM31 58H33V57H31ZM30 58V59H31ZM50 58V57H49ZM65 58H68V57H65ZM105 58V57H104ZM108 58V57H107ZM118 58H120V57H118ZM127 58V57H126ZM154 58V57H153ZM196 58V57H195ZM220 58V57H219ZM8 59V58H7ZM14 59H15V57H14ZM41 59V58H40ZM45 59V58H44ZM96 59V58H95ZM110 59V58H109ZM113 59H114V56H113ZM124 59V58H123ZM141 59V58H140ZM140 59H138V60H140ZM146 59V58H145ZM188 59V58H187ZM191 59V58H190ZM216 59V58H215ZM230 59V58H229ZM234 61H235V59L234 58H232ZM244 59V58H243ZM254 59H253V61H254ZM264 59V58H263ZM263 59H261L260 58V60L261 61H263ZM20 60V59H19ZM18 59H17V61H19ZM22 60V59H21ZM27 60V59H26ZM25 60V61H26ZM32 60V59H31ZM31 60H29V61H31ZM42 60V59H41ZM51 60V59H50ZM104 60H106V59H104ZM111 60V59H110ZM128 60H129V58H128ZM127 60V61H128ZM147 60V59H146ZM151 60V59H150ZM149 60V61H150ZM167 60V59H166ZM196 60H198V59H196ZM218 60V59H217ZM241 60V59H240ZM246 60H247V58H246ZM250 60V59H249ZM260 60H258V63H259V61ZM16 61V62H17ZM40 60H38V62H39ZM45 61V60H44ZM112 61V60H111ZM160 61V60H159ZM162 61V60H161ZM160 61V62H161ZM171 61V60H170ZM194 61V60H193ZM192 61V62H193ZM214 61V60H213ZM216 61V60H215ZM222 61V60H221ZM237 61V60H236ZM12 62V61H11ZM52 62V61H51ZM55 62V61H54ZM85 62V61H84ZM88 62V61H87ZM129 62V61H128ZM131 62V61H130ZM143 62H144V60H143ZM147 62V61H146ZM155 62H157V61H155ZM154 62V63H155ZM198 62V61H197ZM217 62V61H216ZM239 62V61H238ZM24 64H25V62H23ZM35 63V62H34ZM94 63V62H93ZM99 63V62H98ZM125 63V62H124ZM132 63V62H131ZM131 63H129V64H131ZM138 63H140V62H138ZM148 63V62H147ZM153 63V62H152ZM151 63V64H152ZM177 63V62H176ZM203 63V62H202ZM207 63V62H206ZM210 63V62H209ZM218 63V62H217ZM225 63H227V62H225ZM243 63H245L246 64V62H244L243 61ZM242 63V64H243ZM250 63V65H251V62H249ZM249 63H248V65H249ZM258 63L256 64L257 66H260V65H258ZM263 63V62H262ZM38 64V63H37ZM54 64V63H53ZM137 64V63H136ZM141 64V63H140ZM163 64V63H162ZM161 64V65H162ZM179 64V63H178ZM198 64V63H197ZM221 64H222V62H221ZM228 64V63H227ZM241 64V63H240ZM245 64H243V65H245ZM254 64V63H253ZM16 65H18L17 63H16ZM41 65V64H40ZM39 65V66H40ZM48 65V64H47ZM67 65V64H66ZM98 65V64H97ZM111 65V64H110ZM122 65H123V63H122ZM138 65V64H137ZM143 65V64H142ZM161 65L159 66V67H161ZM193 65V64H192ZM191 65V66H192ZM204 65V64H203ZM209 65V64H208ZM248 65H247V67H248ZM263 65H264V63H263ZM13 66H14V64H13ZM12 66V67H13ZM38 66V65H37ZM45 66V65H44ZM57 66H59V64L57 65ZM108 66V65H107ZM121 66V65H120ZM119 66V67H120ZM130 66H133V64L132 65H129V67ZM141 66V65H140ZM154 66V65H153ZM158 66V65H157ZM181 66V65H180ZM200 66H202V65H200ZM210 66H211V64H210ZM214 66V65H213ZM225 66V65H224ZM251 66H254V65H251ZM255 67V68H258V67ZM262 66V65H261ZM31 67V66H30ZM35 67V66H34ZM33 67V68H34ZM104 67V66H103ZM110 67V66H109ZM117 67V66H116ZM137 67V66H136ZM147 67V66H146ZM148 67H151V66H148ZM164 67V66H163ZM162 67V68H163ZM193 67V66H192ZM204 68H205V66H203ZM206 67H208V66H206ZM228 67V66H227ZM230 67V66H229ZM228 67V68H229ZM236 67V66H235ZM246 67V66H245ZM246 67V68H247ZM262 67H264V66H262ZM19 68V67H18ZM62 68V67H61ZM60 68V69H61ZM114 68V67H113ZM122 68H124V67H122ZM131 68V67H130ZM161 68V69H162ZM190 68V67H189ZM211 68V67H210ZM220 68V67H219ZM225 68V67H224ZM234 68V67H233ZM233 68H231V69H233ZM244 68V67H243ZM250 68V67H249ZM248 68V69H249ZM11 69V68H10ZM28 69V68H27ZM32 69V68H31ZM30 69V70H31ZM131 69H133V67L131 68ZM151 69V68H150ZM177 69V68H176ZM218 69V68H217ZM216 69V70H217ZM223 69V68H222ZM226 69V68H225ZM235 69V68H234ZM6 70V69H5ZM9 70V69H8ZM13 70H14V68H13ZM33 70V69H32ZM43 70V69H42ZM49 70V69H48ZM120 70V69H119ZM191 70V69H190ZM194 70V69H193ZM200 70V69H199ZM205 70L207 71V69L205 68ZM209 70V69H208ZM256 70H259V69H256ZM90 71V70H89ZM98 71V70H97ZM112 71V70H111ZM110 71V72H111ZM145 71V70H144ZM143 71V72H144ZM155 71V70H154ZM203 71V70H202ZM201 71V73H203ZM228 71V70H227ZM236 71H240V70H236ZM235 70L233 71V72H236ZM241 71H242V69H241ZM241 71H240V73H241ZM260 71H262V69L260 70ZM259 71V72H260ZM12 72V71H11ZM56 72V71H55ZM100 72H102V71H100ZM119 72V71H118ZM129 72V71H128ZM133 72V71H132ZM146 72V71H145ZM158 72V71H157ZM186 72H188V71H186ZM208 72V71H207ZM245 72V71H244ZM243 72V73H244ZM258 71H256V73H257ZM16 73H17V71H16ZM19 73V72H18ZM36 73L37 72H35V76H36ZM50 73V72H49ZM106 73V72H105ZM109 73V72H108ZM113 73V72H112ZM135 73V72H134ZM139 73V72H138ZM137 73V74H138ZM150 73V72H149ZM189 73H190V71H189ZM210 73V72H209ZM219 73H221L220 71H219ZM225 73V72H224ZM223 72H222V74H224ZM12 74H14V73H12ZM31 74V73H30ZM40 74V73H39ZM43 74H46V73H43ZM93 74H95V72L93 73ZM136 74V73H135ZM135 74H134V76H135ZM148 74V73H147ZM193 74V73H192ZM214 74V73H213ZM258 74L259 75H261V73H257V76H258ZM264 74V73H263ZM33 75V74H32ZM50 75V74H49ZM101 75V74H100ZM115 75V74H114ZM133 75V74H132ZM169 75V74H168ZM194 75V74H193ZM205 75H207V74H205V71H204V76ZM217 75V74H216ZM234 75V74H233ZM250 75V74H249ZM256 75V74H255ZM22 76V75H21ZM31 76V75H30ZM34 75L32 76V77H35ZM121 76V75H120ZM134 76H133V78H134ZM150 76V75H149ZM154 76H155V74H154ZM169 76H171V75H169ZM203 76V75H202ZM208 76V75H207ZM219 76V75H218ZM222 76V75H221ZM248 75H246V77H247ZM6 77V76H5ZM8 77V76H7ZM42 77V76H41ZM60 77V76H59ZM61 77H62V74H61ZM87 77V76H86ZM91 77H92V75H91ZM100 77V76H99ZM124 77V76H123ZM128 77V76H127ZM129 77H131V76H129ZM142 77V79L144 78V79H146L147 78V75H142L141 76ZM140 77V78H141ZM200 77V76H199ZM206 77V76H205ZM220 77V76H219ZM223 77H224V75H223ZM261 78H262V75L260 76ZM28 78V77H27ZM88 78V77H87ZM86 78V79H87ZM103 78V77H102ZM125 78V77H124ZM137 78V77H136ZM150 78V77H149ZM168 78V77H167ZM245 78V77H244ZM250 78H251V76H250ZM253 78V77H252ZM256 78V77H255ZM258 78V77H257ZM256 78V79H257ZM3 79V78H2ZM29 79V78H28ZM31 79V78H30ZM48 79V78H47ZM51 79H52V77H51ZM54 79H56V78H54ZM96 79V78H95ZM139 79V78H138ZM148 79V78H147ZM147 79H146V81H147ZM188 79H190V78H188ZM207 79V78H206ZM206 79H205V81H206ZM226 79V78H225ZM229 79V78H228ZM10 80V79H9ZM15 80V79H14ZM21 80V79H20ZM26 80V79H25ZM42 80V79H41ZM63 80V79H62ZM98 80V79H97ZM100 80V79H99ZM104 80V79H103ZM108 80V79H107ZM110 80V79H109ZM126 80V79H125ZM124 80V81H125ZM136 80V79H135ZM134 80V81H135ZM158 80V79H157ZM163 80V79H162ZM236 80V79H235ZM6 81V80H5ZM4 81V82H5ZM11 81V80H10ZM9 81V82H10ZM39 81V80H38ZM80 81V80H79ZM117 81V80H116ZM127 81V80H126ZM167 81V80H166ZM197 81V80H196ZM217 81V80H216ZM221 81V80H220ZM227 81V80H226ZM244 81V80H243ZM245 81H246V78H245ZM244 81V82H245ZM250 81H252V80H250ZM257 81V80H256ZM259 81V80H258ZM3 82V81H2ZM3 82V83H4ZM8 82V81H7ZM20 82V81H19ZM22 82V81H21ZM30 82V81H29ZM40 82V81H39ZM84 83H85V81H83ZM115 82V81H114ZM118 82V81H117ZM129 82H131V81H129ZM154 82V81H153ZM224 82V81H223ZM222 82V85L224 84ZM228 82H229V80H228ZM228 82L227 83H225V84H228ZM232 82V81H231ZM241 82H242V80H241ZM243 82V83H244ZM262 82V81H261ZM1 83V82H0ZM27 83V82H26ZM44 83V82H43ZM47 83V82H46ZM51 83V82H50ZM55 83V82H54ZM57 83V82H56ZM60 83V82H59ZM81 83H82V81H81ZM98 83V82H97ZM143 83V82H142ZM173 83V82H172ZM207 83V82H206ZM216 83V82H215ZM221 83V82H220ZM219 83V84H220ZM238 83H240V82H238ZM248 83H249V81H248ZM30 84V83H29ZM101 84V83H100ZM105 84H107L108 85V83H105ZM137 84V83H136ZM136 84L134 85V86H136ZM155 84V83H154ZM204 84H205V82H204ZM264 84V83H263ZM18 85H21L20 83H18ZM55 85V84H54ZM61 85V84H60ZM116 85V84H115ZM118 85V84H117ZM133 85V84H132ZM148 85V84H147ZM216 85V84H215ZM214 85V86H215ZM239 85V84H238ZM238 85L236 86V85H234L233 87H238ZM245 85V84H244ZM247 85V84H246ZM246 85H245V87H246ZM73 85H71V87H72ZM143 86V85H142ZM153 86V85H152ZM205 86V85H204ZM228 86V85H227ZM240 86V85H239ZM264 86V85H263ZM9 87V86H8ZM17 87V86H16ZM23 87V86H22ZM29 87V86H28ZM27 87V88H28ZM120 87V86H119ZM133 87V86H132ZM139 87V86H138ZM148 87H149V85H148ZM151 87V86H150ZM202 87H203V85H202ZM207 87H208V85H207ZM221 87V86H220ZM245 87H244V90H245ZM249 87V86H248ZM51 88V87H50ZM53 88H55V87H53ZM53 88H52V90H53ZM60 88V87H59ZM101 88V87H100ZM204 88V87H203ZM212 88V87H211ZM223 88V87H222ZM230 88V87H229ZM232 88V87H231ZM259 88V87H258ZM16 89V88H15ZM29 89V88H28ZM81 89H82V87H81ZM80 89V90H81ZM119 89V88H118ZM124 89H125V87H124ZM136 89V88H135ZM151 89V88H150ZM155 89V88H154ZM209 89V88H208ZM219 89V88H218ZM235 89V88H234ZM243 89V88H242ZM17 90H18V88H17ZM33 90H35V91H37V92H39L40 91V86L39 85H36V83H35V86H34V89ZM32 90V91H33ZM83 90V89H82ZM100 90V89H99ZM102 90V89H101ZM180 90V89H179ZM215 90V89H214ZM217 90V89H216ZM223 90V89H222ZM221 90V91H222ZM226 90V89H225ZM256 90V89H255ZM13 91V90H12ZM19 91V90H18ZM55 91H57V90H55ZM69 91V90H68ZM121 91V90H120ZM142 91V90H141ZM152 91H154V90H152ZM204 91V90H203ZM239 91H241V90H239ZM238 91V92H239ZM248 91V90H247ZM253 91V90H252ZM259 91V90H258ZM24 92V91H23ZM52 92H54V91H52ZM115 92H117V91H115ZM131 92H132V90H131ZM148 92V91H147ZM181 92V91H180ZM185 92V91H184ZM200 92V91H199ZM205 92V91H204ZM204 92L202 93V91H201V93L203 94V96H204ZM207 92V91H206ZM213 92V91H212ZM215 92V91H214ZM217 93H219L218 91H216ZM228 92V91H227ZM232 92V91H231ZM231 92H230V94H231ZM235 91H233V93H234ZM242 92H243V90H242ZM249 92V91H248ZM5 93V92H4ZM15 93H16V91H15ZM25 93V92H24ZM34 93V92H33ZM44 93V92H43ZM49 93H51V92H49ZM90 93V92H89ZM88 93V94H89ZM103 93V92H102ZM105 93V92H104ZM118 93V92H117ZM123 93V92H122ZM186 93V92H185ZM18 94H20V93H18ZM28 94V93H27ZM30 94V93H29ZM114 94V93H113ZM125 94V93H124ZM132 94V93H131ZM176 94V93H175ZM191 94H193V93H191ZM196 94V93H195ZM212 94V93H211ZM210 94V95H211ZM223 94H224V92H223ZM222 94V95H223ZM237 94V93H236ZM239 94H241V93H239ZM238 94V95H239ZM261 94H262V92H261ZM1 95V94H0ZM8 95V94H7ZM16 96H17V94H15ZM14 95V96H15ZM53 95V94H52ZM68 95V94H67ZM102 95V94H101ZM120 95V94H119ZM122 95V94H121ZM151 95V94H150ZM155 95V94H154ZM167 95H168V93H167ZM172 95V94H171ZM187 95V94H186ZM199 95H201V94H199ZM199 95H198V97H199ZM217 95V94H216ZM233 95V94H232ZM246 95V94H245ZM248 95V94H247ZM251 95H253V94H251ZM3 96V95H2ZM10 96H11V94H10ZM13 96V95H12ZM48 96V95H47ZM51 96V95H50ZM65 96V95H64ZM86 96V95H85ZM91 96V95H90ZM115 96V95H114ZM165 96V95H164ZM194 96V95H193ZM225 96V95H224ZM231 96V95H230ZM244 96V95H243ZM1 97V96H0ZM4 97V96H3ZM8 97V96H7ZM29 97H31V96H29ZM45 97H46V95H45ZM55 97V96H54ZM94 97V96H93ZM112 97V96H111ZM120 97V96H119ZM118 97V98H119ZM155 97V96H154ZM168 97V96H167ZM197 97V96H196ZM209 97V96H208ZM221 97V96H220ZM223 97V96H222ZM221 97V98H222ZM228 97V96H227ZM14 98V97H13ZM13 98H12V100H13ZM17 98V97H16ZM21 98V97H20ZM61 98V97H60ZM64 98V97H63ZM90 98V97H89ZM102 98V97H101ZM100 98V99H101ZM114 98V97H113ZM123 98V97H122ZM181 98V97H180ZM179 98V99H180ZM193 98V97H192ZM200 98V97H199ZM211 98V97H210ZM219 98V97H218ZM217 98V99H218ZM245 98H246V96H245ZM254 99H255V97H253ZM7 99V98H6ZM11 99V98H10ZM26 99H27V96H26ZM54 99V98H53ZM59 99V98H58ZM75 99V98H74ZM115 99H116V97H115ZM135 99V98H134ZM167 99V98H166ZM165 99V100H166ZM171 99H172V97H171ZM178 99V100H179ZM185 99V98H184ZM189 99V98H188ZM197 99V98H196ZM207 99V98H206ZM213 99V98H212ZM230 99H232V98H230ZM250 99H251V97H250ZM249 99V100H250ZM4 100V99H3ZM15 100V99H14ZM43 100V99H42ZM46 100H48L47 98H46ZM63 100V99H62ZM65 100V99H64ZM73 100V99H72ZM95 101H96V99H94ZM103 100V99H102ZM125 100V99H124ZM153 100V99H152ZM155 100V99H154ZM164 100V99H163ZM183 100V99H182ZM193 100V99H192ZM191 100V101H192ZM208 100V99H207ZM221 100V99H220ZM224 100V99H223ZM233 100V99H232ZM231 100V101H232ZM244 100V99H243ZM258 101L257 102H259V101H261V102H263V104H264V95L262 94V95H260L259 97H258V99H257ZM8 101V100H7ZM55 101H56V99H55ZM90 101H92V100H90ZM101 101V100H100ZM144 101V100H143ZM181 101V100H180ZM185 101V100H184ZM190 101V100H189ZM199 101V100H198ZM217 101V100H216ZM219 101V100H218ZM226 101V100H225ZM228 101H230V100H227V102ZM239 101V100H238ZM256 101V100H255ZM13 102V101H12ZM16 102H17V100H16ZM25 102V101H24ZM32 102V101H31ZM43 102H44V100H43ZM54 102V101H53ZM62 102V101H61ZM105 102V101H104ZM103 102V103H104ZM160 102V101H159ZM183 102V101H182ZM207 102V101H206ZM222 102V101H221ZM242 102V101H241ZM6 103V102H5ZM10 103V102H9ZM21 103V102H20ZM75 103V102H74ZM93 103H95V102H93ZM112 103V102H111ZM148 103V102H147ZM185 103H186V101H185ZM184 103V104H185ZM196 103H197V101H196ZM236 103H237V101H236ZM12 104V103H11ZM17 104V103H16ZM44 104V103H43ZM54 104V103H53ZM56 104V103H55ZM58 104H59V102H58ZM64 104V103H63ZM77 104V103H76ZM83 104V103H82ZM110 104V103H109ZM126 104V103H125ZM124 104V105H125ZM139 104V103H138ZM150 104V103H149ZM159 104V103H158ZM165 104V103H164ZM179 105V102L178 103H176V105ZM183 104V105H184ZM189 104V103H188ZM201 104V103H200ZM199 104V105H200ZM226 104V103H225ZM240 104V103H239ZM242 104H244V103H242ZM247 104V103H246ZM111 105V104H110ZM175 105V106H176ZM198 104H195V102H191V104L189 105V109L187 110V111H185L184 113H182V114H175V113H173L172 115H168V117H167V115H166V117H167V119H168V121L169 122H171L172 124L175 122L176 123V121H178V120H184V121H186L188 124H191V125H193L192 123H198V126L197 125H194L193 127L194 128H191L190 130H189V134L191 135V139H190V142H189V144H188V148H189V150H190V152H191V154H192V156H196V158L200 161V164L202 165V169H201V173L199 174L200 175V195H201V203H200V206H198V207H200L202 210H201V212H200V210H195V209H188V212H187V210H186V212H187V214H188V216H186V217H181V218H178V225L179 226H181V229H183L182 230V233L180 234V236H179V239L182 241V246L185 248V250H188L189 252H188V254H187V258H186V262L188 261V260H192V262H194V264H264V105H263V108H261L260 109V106H258L259 108H257V106H256V108H257V110H255V113L257 114V120L259 121V124L257 125V127H256V132H255V137L254 138H252V139H250L248 142H240V140H238L237 138V140H234L233 139V136L232 137H223L222 138V136H221V139H219V138H215L214 137V135L213 136H211V135H208V137H203L202 135H200L201 133L199 132V129L201 128V127H203V124H201L202 123V121L203 122H205L208 118H198V117H196V115L197 114H199V112H200V108L198 109V106H197ZM229 105V104H228ZM252 105V104H251ZM253 105H254V103H253ZM257 105V104H256ZM14 106V105H13ZM46 106V105H45ZM56 106H57V104H56ZM71 106V105H70ZM87 106V105H86ZM93 106V105H92ZM95 106V105H94ZM107 106H109V105H107ZM128 106H130V105H128ZM146 106V105H145ZM160 106V105H159ZM200 106H203L202 104L200 105ZM208 106V105H207ZM236 106V105H235ZM235 106H233L232 105V107H229L228 108V110H232V111H234L232 108L233 107H235ZM238 106H240V105H238ZM244 106V105H243ZM6 107V106H5ZM41 107V106H40ZM55 107V106H54ZM59 107V106H58ZM149 107V106H148ZM158 107V106H157ZM162 107V106H161ZM224 107H225V105L223 104V103H220V102H215V101H212L211 99H210V101H209V114L211 115V117H213V118H216V119H219V120H221V122H222V120H223V122L224 121H232L233 119H234V116L235 115H233V113L232 112H230V114L226 111L225 112V110H224ZM241 107V106H240ZM239 107V108H240ZM246 107V106H245ZM262 107V106H261ZM47 108V107H46ZM46 108H45V110H46ZM50 108H51V106H50ZM64 108V107H63ZM62 108V109H63ZM79 108H80V106H79ZM87 108V107H86ZM96 108V107H95ZM124 108V107H123ZM126 108V107H125ZM129 108V107H128ZM180 108V107H179ZM182 108V107H181ZM208 108V107H207ZM206 108V109H207ZM226 109H227V107H225ZM248 108H249V106H248ZM252 108H254V107H252ZM11 109V108H10ZM34 109V108H33ZM59 109V108H58ZM91 109V108H90ZM238 109V108H237ZM7 110V109H6ZM32 110V109H31ZM44 110V111H45ZM48 110V109H47ZM72 110V109H71ZM105 110V109H104ZM114 110V109H113ZM126 110V109H125ZM152 110V109H151ZM168 110V109H167ZM172 110V109H171ZM186 110V109H185ZM244 110V109H243ZM246 110V109H245ZM250 110V109H249ZM1 111V110H0ZM15 111V110H14ZM19 111V110H18ZM26 111V110H25ZM41 111H42V109H41ZM43 111V112H44ZM74 111V110H73ZM106 111V110H105ZM206 111V110H205ZM258 111V112H257ZM9 112V111H8ZM53 112V111H52ZM99 112V111H98ZM101 112H103V111H101ZM114 112V111H113ZM127 112V111H126ZM236 112H238V111H236ZM236 112H234L235 114H236ZM240 112H242V111H240ZM11 113V112H10ZM9 113V114H10ZM55 113V112H54ZM53 113V114H54ZM120 113H122V112H120ZM128 113V112H127ZM131 113H133V112H131ZM144 113H145V111H144ZM151 113H152V111H151ZM157 113V112H156ZM244 113H246V112H244ZM2 114V113H1ZM8 113L6 114V115H9ZM81 114V113H80ZM110 114V113H109ZM137 114V113H136ZM146 114H147V111H146ZM200 114H201V112H200ZM207 114V113H206ZM208 114V117L210 116ZM251 112H248V114L247 115H249V117H252L251 115ZM42 115H43V113H42ZM72 115V114H71ZM78 115V114H77ZM131 115V114H130ZM240 114H236V117H238ZM242 115V114H241ZM245 115V114H244ZM255 115V114H254ZM3 116V115H2ZM34 116V115H33ZM55 116V115H54ZM87 116V115H86ZM148 116V115H147ZM165 116V115H164ZM198 116V115H197ZM227 116H228V118H227ZM243 116V115H242ZM1 117V116H0ZM11 117V116H10ZM24 117V116H23ZM30 117V116H29ZM64 117V116H63ZM87 117H89V116H87ZM109 117V116H108ZM107 117V118H108ZM125 117V116H124ZM129 117V116H128ZM141 117V116H140ZM160 117V116H159ZM196 117V118H195ZM246 117V116H245ZM17 118V117H16ZM27 118V117H26ZM44 118V117H43ZM49 118V117H48ZM76 118V117H75ZM84 118V117H83ZM82 118V119H83ZM99 118V117H98ZM119 118V117H118ZM138 118V117H137ZM149 118V117H148ZM154 118V117H153ZM178 118V119H177ZM244 118V117H243ZM1 119V118H0ZM11 119V118H10ZM30 119V118H29ZM38 119V118H37ZM40 119H42V118H40ZM39 119V120H40ZM45 119V118H44ZM50 119V118H49ZM63 119V118H62ZM87 119V118H86ZM125 119V118H124ZM130 119V118H129ZM139 119V118H138ZM211 121L213 120V119H211V118H209ZM245 119V118H244ZM244 119H242V118H238V122H242V120H244ZM51 120V119H50ZM64 120V119H63ZM85 120V119H84ZM90 120V119H89ZM100 120V119H99ZM110 120V119H109ZM123 120V119H122ZM137 120V119H136ZM141 120V119H140ZM142 120H143V118H142ZM158 120V119H157ZM162 120H164V119H162ZM215 120V119H214ZM251 120H252V118H251ZM250 120V121H251ZM4 121V120H3ZM30 121V120H29ZM43 121V120H42ZM47 121H49V120H47ZM74 121V120H73ZM86 121V120H85ZM97 121V120H96ZM95 121V122H96ZM115 121V120H114ZM127 121V120H126ZM129 121V120H128ZM139 121V120H138ZM161 121V120H160ZM211 121H208L209 122V125L206 123V124H204L205 125V128H202L204 131L205 130H209L208 132H207V134L208 133H210L211 132V130H212V128H213V123H210ZM6 122V121H5ZM12 122V121H11ZM16 122V121H15ZM62 122V121H61ZM94 122V121H93ZM101 122V121H100ZM99 122V123H100ZM106 122V121H105ZM150 122V121H149ZM157 122V121H156ZM217 122V121H216ZM244 122H246V120L244 121ZM243 122V123H244ZM9 123V122H8ZM20 123H21V121H20ZM26 123V122H25ZM41 123V122H40ZM47 123V122H46ZM49 123V122H48ZM51 123V122H50ZM49 123V124H50ZM79 123V122H78ZM85 123V122H84ZM98 123V122H97ZM107 123V122H106ZM119 123V122H118ZM121 123V122H120ZM138 123V122H137ZM160 123V122H159ZM162 123H163V121H162ZM167 123V122H166ZM231 123V122H230ZM32 124H34V123H32ZM96 124V123H95ZM94 124V125H95ZM117 124V123H116ZM171 124V125H172ZM177 124V123H176ZM201 124V125H200ZM234 124V123H233ZM244 124H246V123H244ZM27 125V124H26ZM29 125V124H28ZM35 125V124H34ZM37 125V124H36ZM57 125V124H56ZM60 125V124H59ZM162 125H164V124H162ZM166 125V124H165ZM170 125V126H171ZM186 125V124H185ZM219 125V124H218ZM232 125V124H231ZM236 125H237V122H236ZM238 125H239V123H238ZM241 125V124H240ZM1 126V125H0ZM32 126V125H31ZM40 126V125H39ZM45 126H46V124H45ZM79 126V125H78ZM129 126V125H128ZM139 126V125H138ZM150 126V125H149ZM154 126H156V125H154ZM169 126V127H170ZM187 126V125H186ZM186 126H185V129H186ZM44 127V126H43ZM58 127V126H57ZM83 127V126H82ZM90 127V126H89ZM96 127V126H95ZM94 127V128H95ZM98 127V126H97ZM140 127V126H139ZM162 127V126H161ZM168 127V128H169ZM172 127H174V126H172ZM183 127V126H182ZM189 126H187V128H188ZM227 127V126H226ZM234 127V126H233ZM237 127V126H236ZM240 127H242V126H240ZM7 128V127H6ZM19 128V127H18ZM17 128V129H18ZM39 128V127H38ZM47 128V127H46ZM115 128V127H114ZM157 128V127H156ZM181 128V127H180ZM180 128H179V134H181L180 133ZM31 129V128H30ZM54 129V128H53ZM91 129V128H90ZM117 129V128H116ZM128 129H129V127H128ZM158 129V128H157ZM167 129V128H166ZM171 129V128H170ZM175 128H173V129H171L172 130V132H173V130H174ZM183 129H184V127H183ZM184 129V130H185ZM198 129V130H197ZM243 129V128H242ZM241 129V130H242ZM1 130V129H0ZM4 130V129H3ZM33 129H31V131H32ZM40 130V129H39ZM42 130V129H41ZM62 130H64V129H62ZM139 130V129H138ZM226 130V129H225ZM238 130V129H237ZM239 130H240V128H239ZM244 130V129H243ZM25 131H26V129H25ZM24 131V132H25ZM46 131V130H45ZM47 131H48V129H47ZM57 131V130H56ZM96 131V130H95ZM121 131V130H120ZM125 131V130H124ZM166 131V130H165ZM165 131H164V133H165ZM187 131V130H186ZM202 131V130H201ZM203 131V132H204ZM218 131V130H217ZM4 132H6V131H4ZM18 132V131H17ZM21 132H22V130H21ZM37 132V131H36ZM65 132V131H64ZM97 132V131H96ZM112 132V131H111ZM151 132V131H150ZM168 132V131H167ZM225 132V131H224ZM237 132V131H236ZM2 133H3V131H2ZM9 133H10V131H9ZM49 133V132H48ZM53 133V132H52ZM178 133H176V134H178ZM200 133V134H199ZM212 133V132H211ZM232 133V132H231ZM233 133H234V131H233ZM250 133V132H249ZM1 134V133H0ZM11 134H12V132H11ZM36 134V133H35ZM57 134V133H56ZM56 134H53V137H54V135H56ZM59 134V133H58ZM173 135H175V132H173L172 133ZM178 134V135H179ZM205 134V133H204ZM215 134V133H214ZM216 134H217V132H216ZM223 134V133H222ZM235 134V133H234ZM18 135V134H17ZM27 135H28V133H27ZM32 135V134H31ZM30 135V136H31ZM39 135V134H38ZM41 135V134H40ZM91 135V134H90ZM94 135V134H93ZM100 135V134H99ZM128 135V134H127ZM131 135V134H130ZM160 135V134H159ZM182 135V134H181ZM206 135V134H205ZM242 135V134H241ZM2 136V135H1ZM11 136V135H10ZM20 136V135H19ZM48 136V135H47ZM71 136V135H70ZM74 136V135H73ZM77 136V135H76ZM81 136V135H80ZM83 136V135H82ZM168 136H170V135H168ZM167 136V137H168ZM224 136V135H223ZM44 137V136H43ZM84 137V136H83ZM128 137V136H127ZM126 137V138H127ZM236 137H238L237 136V133H236ZM241 137V136H240ZM7 138H8V136H7ZM6 138V139H7ZM23 138V137H22ZM30 138V137H29ZM99 138H101V137H99ZM129 138V137H128ZM169 138V137H168ZM11 139V138H10ZM14 139V138H13ZM33 139V138H32ZM38 139V138H37ZM76 139V138H75ZM74 139V140H75ZM81 139V138H80ZM105 139V138H104ZM130 139V138H129ZM153 139V138H152ZM17 140V139H16ZM15 140V141H16ZM24 140H25V137H24ZM45 140V139H44ZM58 140V139H57ZM84 140V139H83ZM91 140V139H90ZM162 140V139H161ZM11 141V140H10ZM28 141V140H27ZM26 141V142H27ZM43 141V140H42ZM41 141V142H42ZM49 141V140H48ZM88 141V140H87ZM95 141V140H94ZM94 141H93V143H94ZM139 141V140H138ZM141 141V140H140ZM171 141V140H170ZM8 142V141H7ZM25 142V143H26ZM34 142V141H33ZM41 142H39V143H41ZM44 142V141H43ZM46 142V141H45ZM63 142V141H62ZM74 142V141H73ZM72 142V143H73ZM167 142V141H166ZM181 142V141H180ZM3 143V142H2ZM18 143V142H17ZM36 143V142H35ZM38 143V144H39ZM69 143V142H68ZM81 143V142H80ZM96 143V142H95ZM101 143V142H100ZM143 143V142H142ZM149 143V142H148ZM165 143V142H164ZM11 144V143H10ZM15 144V143H14ZM30 144V143H29ZM52 144V143H51ZM79 144V143H78ZM137 144H138V142H137ZM168 144V143H167ZM4 145V144H3ZM25 145H27V144H25ZM32 145V144H31ZM43 145V144H42ZM42 145H41V147H42ZM146 145V144H145ZM179 145H180V143H179ZM182 145V144H181ZM180 145V146H181ZM19 146V145H18ZM34 146V145H33ZM40 146V145H39ZM78 146V145H77ZM106 146V145H105ZM123 146V145H122ZM125 146H126V144H125ZM139 146V145H138ZM158 146V145H157ZM172 146V145H171ZM178 146V145H177ZM183 146H184V144H183ZM7 147V146H6ZM82 147V146H81ZM81 147H80V149H81ZM114 147V146H113ZM164 147H166V146H164ZM169 147V146H168ZM10 148V147H9ZM12 148V147H11ZM36 148V147H35ZM34 148V149H35ZM52 148V147H51ZM69 148V147H68ZM72 148V147H71ZM176 148H178V147H176ZM19 149V148H18ZM18 149H17V151H18ZM55 149V148H54ZM74 149V148H73ZM114 149V148H113ZM124 149V148H123ZM126 149V148H125ZM138 149V148H137ZM160 149H161V147H160ZM182 149V148H181ZM4 150V149H3ZM13 150V149H12ZM42 150V149H41ZM48 150V149H47ZM78 150V149H77ZM117 150H118V148H117ZM153 150V149H152ZM155 150V149H154ZM162 150V149H161ZM165 150H167V149H165ZM165 150H164V152H165ZM169 150V149H168ZM171 150V149H170ZM169 150V151H170ZM8 151H9V149H8ZM53 151V150H52ZM158 151V150H157ZM182 151V150H181ZM12 152V151H11ZM15 152V151H14ZM122 152H123V150H122ZM161 152V151H160ZM162 152H163V150H162ZM182 152H184V151H182ZM5 153V152H4ZM26 153H27V151H26ZM31 153V152H30ZM68 153H69V151H68ZM76 153V152H75ZM89 153H90V151H89ZM106 153V152H105ZM108 153V152H107ZM158 153V152H157ZM156 153V154H157ZM169 153V152H168ZM175 153H177V152H175ZM175 153H174V155H175ZM185 153V152H184ZM18 154V153H17ZM39 154V153H38ZM123 154V153H122ZM161 154V153H160ZM164 154V153H163ZM9 155V154H8ZM11 155V154H10ZM28 155V154H27ZM27 155H26V157H27ZM32 155V154H31ZM45 155V154H44ZM43 155V156H44ZM47 155V154H46ZM165 155V154H164ZM30 156V155H29ZM28 156V157H29ZM40 156V155H39ZM157 156V155H156ZM172 156V155H171ZM192 156H190V157H192ZM8 157V156H7ZM18 157H19V155H18ZM116 157V156H115ZM163 157V156H162ZM4 158V157H3ZM10 158V157H9ZM23 158V157H22ZM53 158H55V157H53ZM80 158V157H79ZM84 158V157H83ZM102 158V157H101ZM106 158H109V157H106ZM122 158H124V157H122ZM157 158H158V156H157ZM8 159V158H7ZM17 159V158H16ZM19 159H21V158H19ZM62 159V158H61ZM66 159V158H65ZM96 159V158H95ZM173 159V158H172ZM195 159V158H194ZM26 160V159H25ZM29 160V159H28ZM68 160V159H67ZM166 160H168V159H166ZM40 161V160H39ZM76 161V160H75ZM90 161V160H89ZM98 161V160H97ZM104 161V160H103ZM119 161V160H118ZM180 161V160H179ZM16 162V161H15ZM20 162H21V160H20ZM19 162V163H20ZM110 162V161H109ZM112 162V161H111ZM159 162V161H158ZM171 162V161H170ZM190 162V161H189ZM193 162V161H192ZM5 163V162H4ZM23 163L24 162H22V165H23ZM30 163V162H29ZM64 163V162H63ZM71 163V162H70ZM69 163V164H70ZM74 163V162H73ZM72 163V164H73ZM79 163V162H78ZM99 163V162H98ZM108 163V162H107ZM136 163V162H135ZM134 163V164H135ZM9 163H7V165H8ZM27 164V163H26ZM35 164V163H34ZM37 164V163H36ZM68 164V163H67ZM84 164H86V162L84 163ZM172 164V163H171ZM28 165V164H27ZM27 165H25V166H27ZM78 165V164H77ZM87 165V164H86ZM121 165V164H120ZM119 165V166H120ZM173 165V164H172ZM190 165V164H189ZM16 166V165H15ZM33 166V165H32ZM58 166V165H57ZM68 166V165H67ZM90 166V165H89ZM98 166V165H97ZM107 166V165H106ZM105 166V167H106ZM116 166V165H115ZM118 166V167H119ZM169 166V165H168ZM184 166V165H183ZM193 166V165H192ZM196 166V165H195ZM200 166V165H199ZM19 167V166H18ZM22 167H24V166H22ZM56 167V166H55ZM69 167V166H68ZM73 167H74V165H73ZM112 167V166H111ZM134 167V166H133ZM180 167V166H179ZM188 167H190V166H188ZM187 167V168H188ZM3 168V167H2ZM5 168H6V166H5ZM14 168V167H13ZM33 168V167H32ZM31 168V169H32ZM57 168V167H56ZM71 168V167H70ZM113 168V167H112ZM167 168V167H166ZM173 168V167H172ZM16 169V168H15ZM55 169V168H54ZM61 169V168H60ZM91 169V168H90ZM89 169V170H90ZM114 169V168H113ZM160 169V168H159ZM158 169V170H159ZM177 169V168H176ZM192 169H194V168H192ZM22 170V169H21ZM34 170V169H33ZM38 170V169H37ZM56 170V169H55ZM58 170V169H57ZM64 170V169H63ZM83 170V169H82ZM87 170V169H86ZM116 170V169H115ZM136 170V169H135ZM163 170V169H162ZM194 170H196V167H195V169ZM199 170V169H198ZM26 171V170H25ZM28 171V170H27ZM31 171V170H30ZM30 171H29V173H30ZM35 171V170H34ZM41 171V170H40ZM59 171V170H58ZM61 171V170H60ZM73 171V170H72ZM80 171V170H79ZM93 171V170H92ZM105 171V170H104ZM20 172V171H19ZM38 172V171H37ZM65 172V171H64ZM64 172H63V174H64ZM120 172V171H119ZM138 172V171H137ZM166 172V171H165ZM12 173H14V172H12ZM26 173V172H25ZM47 173V172H46ZM58 173V172H57ZM84 173V172H83ZM100 173V172H99ZM104 173V172H103ZM155 173V172H154ZM192 173H194V172H192ZM17 174V173H16ZM37 174V173H36ZM36 174H35V177H36ZM59 174V173H58ZM77 174V173H76ZM80 174V173H79ZM121 174V173H120ZM183 174V173H182ZM196 174V173H195ZM32 175V174H31ZM75 175V174H74ZM107 175V174H106ZM116 175V174H115ZM141 175V174H140ZM170 175V173H168V176ZM172 175V174H171ZM176 175V174H175ZM179 175V174H178ZM189 175V174H188ZM188 175H186V176H188ZM14 176H16V175H14ZM22 176V175H21ZM27 176V175H26ZM49 176V175H48ZM69 176H71V174L69 175ZM104 176V175H103ZM174 176V175H173ZM31 177H34V176H31ZM53 177V176H52ZM78 177V176H77ZM91 177V176H90ZM96 177V176H95ZM105 177H107V176H105ZM110 177V176H109ZM172 177V176H171ZM179 177V176H178ZM37 178V177H36ZM54 179H55V176L53 177ZM75 178V177H74ZM103 178V177H102ZM111 178V177H110ZM122 178V177H121ZM181 178H182V176H181ZM190 178V177H189ZM8 179V178H7ZM27 179H29V178H27ZM32 179V178H31ZM46 179H47V177H46ZM53 179V180H54ZM69 179V178H68ZM77 179V178H76ZM126 179V178H125ZM136 179V178H135ZM177 179V178H176ZM175 179V180H176ZM187 179H188V177H187ZM194 179V178H193ZM196 179V178H195ZM96 180V179H95ZM103 180V179H102ZM118 180V179H117ZM123 180V179H122ZM174 180V179H173ZM179 180H180V178H179ZM8 181V180H7ZM65 181V180H64ZM78 181V180H77ZM90 181V180H89ZM107 181V180H106ZM116 181V180H115ZM121 181V180H120ZM171 181V180H170ZM187 181V180H186ZM196 181V180H195ZM6 182V181H5ZM57 182V181H56ZM60 182H61V180H60ZM63 182V181H62ZM72 182V181H71ZM85 182V181H84ZM99 182V181H98ZM112 182V181H111ZM140 182V181H139ZM157 182V181H156ZM182 182V181H181ZM192 182V181H191ZM8 183V182H7ZM25 183V182H24ZM37 183H38V181H37ZM42 183V182H41ZM40 183V184H41ZM83 183V182H82ZM86 183H88V182H86ZM93 183V182H92ZM106 183V182H105ZM110 183V182H109ZM141 183V182H140ZM139 183V184H140ZM161 183V182H160ZM172 183V182H171ZM177 183V182H176ZM175 183V184H176ZM3 184H4V182H3ZM39 184V183H38ZM40 184H39V186H40ZM48 184V183H47ZM46 184V185H47ZM56 184V183H55ZM81 184V183H80ZM102 184V183H101ZM112 184H113V182H112ZM151 184H152V182H151ZM159 184V183H158ZM6 185V184H5ZM16 185V184H15ZM14 185V186H15ZM73 185V184H72ZM75 185H76V183H75ZM95 185V184H94ZM117 185V184H116ZM163 186H164V184H162ZM171 185V184H170ZM2 186V185H1ZM7 187H8V184L6 185ZM26 186V185H25ZM38 186V187H39ZM44 186H45V184H44ZM68 186V185H67ZM79 186V185H78ZM85 186V185H84ZM87 186V185H86ZM90 186V185H89ZM113 186V185H112ZM115 186V185H114ZM151 186V185H150ZM182 186V185H181ZM180 186V187H181ZM22 187V186H21ZM53 187V186H52ZM64 187V186H63ZM62 187V188H63ZM69 187V186H68ZM74 187V186H73ZM95 187H97V185L95 186ZM109 187V186H108ZM132 187V186H131ZM175 187V186H174ZM173 187V188H174ZM183 187V186H182ZM187 187V186H186ZM43 188V187H42ZM92 188V187H91ZM112 188V187H111ZM153 188V187H152ZM155 188V187H154ZM173 188H172V191H174L173 190ZM185 188V187H184ZM2 189V188H1ZM8 189V188H7ZM21 189V188H20ZM27 189V188H26ZM37 189V188H36ZM35 189V190H36ZM72 189V188H71ZM70 189V190H71ZM93 189V188H92ZM97 189V188H96ZM108 189V188H107ZM165 189V188H164ZM192 189H193V187H192ZM198 189V188H197ZM4 191H5V189H3ZM9 190V189H8ZM42 190V189H41ZM88 190V189H87ZM100 190V189H99ZM98 190V191H99ZM105 190V189H104ZM116 190V189H115ZM142 190V189H141ZM145 190V189H144ZM159 190V189H158ZM157 190V191H158ZM1 191V190H0ZM46 191V190H45ZM60 191V190H59ZM80 191V190H79ZM84 191V190H83ZM103 191V190H102ZM127 191V190H126ZM148 191V190H147ZM165 191V190H164ZM163 191V192H164ZM170 191V190H169ZM171 191V192H172ZM6 192V191H5ZM27 192V191H26ZM40 192V191H39ZM75 192V191H74ZM86 192V191H85ZM91 192V191H90ZM95 192V191H94ZM100 192V191H99ZM117 192V191H116ZM124 192V191H123ZM176 192V191H175ZM180 192V191H179ZM193 192V191H192ZM2 193H4V192H2ZM2 193L0 194V196L2 195ZM12 193V192H11ZM23 193H25V192H23ZM22 193V194H23ZM27 193H29V192H27ZM37 193V192H36ZM45 193V192H44ZM77 193V192H76ZM75 193V194H76ZM83 193V192H82ZM97 194H98V192H96ZM103 193V192H102ZM148 193V192H147ZM185 193H187L186 191H185ZM26 194V193H25ZM24 194V195H25ZM32 194V193H31ZM31 194H29V195H31ZM105 194V193H104ZM121 194H123V193H121ZM141 194V193H140ZM173 194V193H172ZM27 195V194H26ZM74 195V194H73ZM99 195V194H98ZM106 195V194H105ZM120 195V194H119ZM141 195H143V194H141ZM164 195V194H163ZM196 195V194H195ZM3 196V195H2ZM34 196H36V195H34ZM62 196V195H61ZM80 196V195H79ZM94 196H95V194H94ZM93 196V197H94ZM100 196V195H99ZM99 196H98V198H99ZM112 196V195H111ZM184 196V195H183ZM5 197V196H4ZM22 197H24V196H22ZM69 197V196H68ZM78 197V196H77ZM104 197V196H103ZM102 197V198H103ZM109 197V196H108ZM142 197V196H141ZM152 197V196H151ZM164 197V196H163ZM169 197V196H168ZM6 198V197H5ZM82 198V197H81ZM88 198V197H87ZM118 198V197H117ZM146 198V197H145ZM178 198V197H177ZM192 198V197H191ZM26 199H28V198H26ZM48 199V198H47ZM69 199V198H68ZM80 199V198H79ZM89 200L91 199V198H88ZM111 199V198H110ZM122 199V198H121ZM124 199V198H123ZM152 199V198H151ZM166 199V198H165ZM169 199V198H168ZM186 199V198H185ZM188 199V198H187ZM196 199V198H195ZM198 199V198H197ZM18 200H19V198H18ZM42 200V199H41ZM41 200H39V201H41ZM67 200V199H66ZM84 200V199H83ZM100 200V199H99ZM98 200V201H99ZM112 200V199H111ZM158 200V199H157ZM179 200V199H178ZM178 200H176V201H178ZM32 201V200H31ZM48 201V200H47ZM75 201V200H74ZM80 201V200H79ZM88 201V200H87ZM97 201V202H98ZM116 201V200H115ZM155 201V200H154ZM181 201V200H180ZM195 201V200H194ZM2 202H3V200H2ZM21 202H22V200H21ZM91 202V201H90ZM90 202H88V203H90ZM96 202V201H95ZM96 202V203H97ZM100 202V201H99ZM104 202H105V200H104ZM124 202V201H123ZM122 202V203H123ZM128 202V201H127ZM136 202V201H135ZM158 202V201H157ZM160 202V201H159ZM182 202V201H181ZM185 202V201H184ZM12 203H13V201H12ZM11 203V204H12ZM24 203H25V201H24ZM45 203V202H44ZM87 203V204H88ZM92 203V202H91ZM117 203V202H116ZM119 203V202H118ZM153 203V202H152ZM193 203V202H192ZM38 204V203H37ZM75 204V203H74ZM95 204V203H94ZM107 204H109V203H107ZM112 204V203H111ZM121 204V203H120ZM119 204V205H120ZM195 204V203H194ZM3 205V204H2ZM5 205V204H4ZM22 205V204H21ZM70 205H71V203H70ZM69 205V206H70ZM84 205H85V202H84ZM118 205V204H117ZM129 205V204H128ZM176 205V204H175ZM186 205V204H185ZM47 206V205H46ZM83 206V205H82ZM95 206H97V204L95 205ZM104 206V205H103ZM112 206V205H111ZM130 206V205H129ZM16 207V206H15ZM19 207V206H18ZM23 207V206H22ZM22 207H21V209H22ZM30 207V206H29ZM67 207V206H66ZM91 207V206H90ZM107 207V206H106ZM120 207V206H119ZM122 207V206H121ZM158 207V206H157ZM1 208V207H0ZM5 208H6V206H5ZM25 208V207H24ZM36 208V207H35ZM82 208V207H81ZM89 208V207H88ZM114 208H116V207H114ZM159 208V207H158ZM195 208V207H194ZM30 209V208H29ZM83 209H84V206H83ZM98 210H99V208H97ZM104 209V208H103ZM141 209V208H140ZM150 209H151V207H150ZM18 210V209H17ZM44 210V209H43ZM51 210V209H50ZM70 210V209H69ZM79 210H81V209H79ZM86 210V209H85ZM85 210H84V212H85ZM93 210H94V207H93ZM122 210V209H121ZM135 210V209H134ZM167 210V209H166ZM0 211H3V210H0ZM5 211V210H4ZM8 211V210H7ZM11 211V210H10ZM22 211V210H21ZM35 211V210H34ZM45 211V210H44ZM52 211V210H51ZM67 211V210H66ZM86 211H88V210H86ZM113 211V210H112ZM177 211V210H176ZM6 212V211H5ZM43 212V211H42ZM65 212V211H64ZM73 212V211H72ZM93 212V211H92ZM104 212V211H103ZM109 212V211H108ZM121 212V211H120ZM134 212V211H133ZM132 212V213H133ZM175 212V211H174ZM179 212V211H178ZM32 213V212H31ZM34 213V212H33ZM45 213V212H44ZM66 213V212H65ZM76 213V212H75ZM87 213V212H86ZM117 213V212H116ZM118 213H119V211H118ZM125 213V212H124ZM2 214V213H1ZM20 214V213H19ZM29 214V213H28ZM42 214V213H41ZM81 214V213H80ZM113 214V213H112ZM145 214V213H144ZM151 214V213H150ZM154 215H155V213H153ZM169 214V213H168ZM171 214V213H170ZM173 214V213H172ZM175 214H177V213H175ZM15 215V214H14ZM25 215V214H24ZM54 215V214H53ZM89 215V214H88ZM100 215H102V214H100ZM116 215V214H115ZM118 215V214H117ZM158 215V214H157ZM161 215V214H160ZM8 216V215H7ZM21 216V215H20ZM28 216V215H27ZM60 216V215H59ZM58 216V217H59ZM63 216V215H62ZM69 216V215H68ZM98 216V215H97ZM112 216V215H111ZM121 216V215H120ZM125 216V215H124ZM143 216V215H142ZM162 216V215H161ZM164 216V215H163ZM172 216V215H171ZM170 216V217H171ZM177 216H179V215H177ZM4 217V216H3ZM26 217V216H25ZM43 217V216H42ZM67 217V216H66ZM82 217V216H81ZM87 217V216H86ZM103 217V216H102ZM107 217V216H106ZM165 217V216H164ZM2 218V217H1ZM6 218V217H5ZM30 218V217H29ZM49 218V217H48ZM93 218V217H92ZM108 218V217H107ZM124 218V217H123ZM139 218V217H138ZM166 218V217H165ZM169 218V217H168ZM175 218V217H174ZM176 218V219H177ZM4 218H2V220H3ZM23 219V218H22ZM27 219V218H26ZM40 219V218H39ZM42 219V218H41ZM45 219H47V218H45ZM53 219V218H52ZM58 219V218H57ZM70 219V218H69ZM89 219V218H88ZM97 219V218H96ZM13 220V219H12ZM43 220V219H42ZM62 220V219H61ZM65 220V219H64ZM63 220V221H64ZM72 220V219H71ZM121 220V219H120ZM138 220V219H137ZM151 220V219H150ZM39 221V220H38ZM37 221V223H39ZM47 221H48V219H47ZM46 221V222H47ZM68 221V220H67ZM80 221V220H79ZM86 221V220H85ZM97 221V220H96ZM154 221V220H153ZM164 221V220H163ZM32 222H34V220L32 221ZM35 222H36V220H35ZM50 222V221H49ZM53 222V221H52ZM75 222V221H74ZM87 222V221H86ZM172 222V221H171ZM8 223V222H7ZM37 223L35 224V225H30L31 227H28L29 229H23L22 230V236H20L21 238H19V237H17L16 238V240H15V245L16 246H18V247H20V246H22L23 248H24V250L26 251V253L28 254V256H27V259L30 261V264H56L55 263V261H57V262H60V263H63L62 262V260H63V258L65 257V258H67L66 260H68V264H80L79 263V254H77L76 253V251H73L74 250V247L72 246V247H70L67 251H66V254L65 255H63L62 257H61V255H60V253H59V251L57 250H53L52 248H51V244H49V242H48V240H49V237H48V232H47V230L45 229V228H47V227H45V228H43V226H46V225H42V227L41 226H39V225H37ZM51 223V222H50ZM56 223V222H55ZM58 223V222H57ZM70 223V222H69ZM73 223V222H72ZM80 223V222H79ZM98 223V222H97ZM101 223V222H100ZM123 223V222H122ZM142 223V222H141ZM164 223V222H163ZM22 224V223H21ZM30 224V223H29ZM54 224V223H53ZM60 224V223H59ZM73 224H75V223H73ZM105 224V223H104ZM128 224H130V223H128ZM12 225H14V224H12ZM56 225V224H55ZM68 225V224H67ZM70 225V224H69ZM88 225V224H87ZM109 225V224H108ZM141 225V224H140ZM0 226H2V225H0ZM17 226V225H16ZM22 226V225H21ZM20 226V227H21ZM80 226H82V225H80ZM93 226V225H92ZM161 226V225H160ZM5 227V226H4ZM51 227V226H50ZM55 227V226H54ZM58 227V226H57ZM63 227V226H62ZM75 227V226H74ZM90 227V226H89ZM94 227H96L95 225H94ZM137 226H135V228H136ZM158 227V226H157ZM168 227V226H167ZM167 227H166V229H167ZM76 228V227H75ZM3 229V228H2ZM2 229H0V231L2 230ZM82 229V228H81ZM80 229V230H81ZM107 229V228H106ZM119 229V228H118ZM151 229V228H150ZM171 229V228H170ZM5 230V229H4ZM59 230V229H58ZM85 230V229H84ZM89 230V229H88ZM139 230V229H138ZM177 231H179L178 230V228L176 229ZM3 231V230H2ZM6 231V230H5ZM13 231V230H12ZM49 231V230H48ZM52 231H54V229L52 230ZM68 231V230H67ZM77 231H78V229H77ZM90 231V230H89ZM152 231V230H151ZM181 231V230H180ZM11 232V231H10ZM18 232H19V230H18ZM56 232V231H55ZM55 232H54V235L56 236V234H55ZM79 232V231H78ZM82 232V231H81ZM86 232V231H85ZM96 232V231H95ZM103 232V231H102ZM0 233H2V232H0ZM16 233V232H15ZM20 233V232H19ZM60 233V232H59ZM61 233H62V231H61ZM101 233V232H100ZM128 233V232H127ZM175 233V232H174ZM177 233V232H176ZM6 234V233H5ZM10 234V233H9ZM13 234V233H12ZM51 234V233H50ZM69 234V233H68ZM75 234V233H74ZM102 234V233H101ZM178 234H179V232H178ZM14 235V234H13ZM12 235V236H13ZM65 237H66V235L65 234H63ZM79 235V234H78ZM85 235V234H84ZM142 235V234H141ZM145 235V234H144ZM160 235H162V234H160ZM174 235V234H173ZM7 236V235H6ZM70 236V235H69ZM87 236V235H86ZM90 236V235H89ZM88 236V237H89ZM127 236V235H126ZM132 236V235H131ZM156 236V235H155ZM163 236V235H162ZM175 236V235H174ZM64 237V238H65ZM81 237H82V235H81ZM138 237H140V236H138ZM9 238H10V236H9ZM56 238V237H55ZM78 238H80V237H78ZM166 238V237H165ZM4 239H5V237H4ZM13 239H14V237H13ZM58 239H59V236H58ZM63 239V238H62ZM73 240H74V238H72ZM90 239V238H89ZM178 239V238H177ZM67 240V239H66ZM65 240V241H66ZM70 240V239H69ZM169 240V239H168ZM54 241H56V240H54ZM175 241V240H174ZM173 241V242H174ZM2 242V241H1ZM62 242V241H61ZM139 242H141V241H139ZM3 243V242H2ZM56 243V242H55ZM60 243V242H59ZM116 243V242H115ZM164 243V242H163ZM177 243V242H176ZM53 244V243H52ZM63 244V243H62ZM158 244V243H157ZM9 245V244H8ZM51 245V246H50ZM64 245V244H63ZM93 245V244H92ZM137 245V244H136ZM141 245V244H140ZM161 245V244H160ZM169 245V244H168ZM69 246V245H68ZM143 246V245H142ZM155 246V245H154ZM164 246V245H163ZM171 246V245H170ZM60 247V246H59ZM64 247H65V245H64ZM93 247V246H92ZM130 247V246H129ZM173 247V246H172ZM176 247V246H175ZM0 248H2V247H0ZM56 248H58V247H56ZM76 248V247H75ZM160 248V247H159ZM169 248V247H168ZM66 249V248H65ZM140 249V248H139ZM22 250V249H21ZM63 250H64V248H63ZM169 250V252H171V249L169 248L168 249ZM174 250H176V249H174ZM20 251V250H19ZM131 251V250H130ZM138 251V250H137ZM22 252V251H21ZM83 252V251H82ZM144 252V251H143ZM183 252V251H182ZM5 253V252H4ZM138 253V252H137ZM163 253V252H162ZM85 254V253H84ZM117 254V253H116ZM144 254V253H143ZM150 254V253H149ZM87 255V254H86ZM103 255V254H102ZM158 255V254H157ZM169 255V254H168ZM132 256V255H131ZM166 256V255H165ZM176 256V255H175ZM179 256V255H178ZM19 257V256H18ZM163 257V256H162ZM193 259H192V258ZM6 258V257H5ZM10 258V257H9ZM21 258V257H20ZM26 258V257H25ZM132 258V257H131ZM22 259L23 258H21V260L20 261H22ZM134 259V258H133ZM162 259V258H161ZM165 259V258H164ZM1 260V259H0ZM168 260H171V261H173L174 260V257L172 256V254L168 257ZM183 260V259H182ZM185 260V259H184ZM85 261H86V259H85ZM108 261H110V260H108ZM180 261V260H179ZM1 262V261H0ZM28 262V261H27ZM87 262H89V261H87ZM130 262V261H129ZM147 262V261H146ZM162 262V261H161ZM183 262V261H182ZM191 262V261H190ZM191 262V263H192ZM7 263V262H6ZM82 263V262H81ZM99 263V262H98ZM167 263V262H166ZM173 263H174V261H173ZM178 263V262H177ZM1 264V263H0ZM121 264V263H120ZM139 264V263H138ZM157 264V263H156ZM187 264V263H186Z\"/></svg>",
  "mask_w": 264,
  "mask_h": 264
}]
</instances>
